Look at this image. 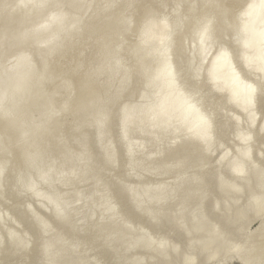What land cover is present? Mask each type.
Here are the masks:
<instances>
[{"label":"rangeland","instance_id":"1","mask_svg":"<svg viewBox=\"0 0 264 264\" xmlns=\"http://www.w3.org/2000/svg\"><path fill=\"white\" fill-rule=\"evenodd\" d=\"M2 1H4V0H2ZM8 1H9V3H6V5L7 4L8 5L7 6L5 5L7 8L5 6L3 8L5 1L3 2V4L0 1L1 2L0 3L1 4L0 5V11L2 9H5V8L8 11V10H10V8L8 9V7H12L11 11H9V12L13 14V18L20 16L19 12L17 13V9H19L17 6L18 1L17 0H16L17 2H14L15 0H8ZM19 1L22 2L24 0H19ZM35 1H37V0H35ZM52 1L56 2V0H52ZM70 1L71 0H67V2H68V4H67L66 0H62V2L60 0V3L57 0L56 3L55 2L51 3V6L53 4V8H51V6L49 5L50 4V2H49V4H47V5L50 8V10L46 6L47 8L44 10V12H43L44 14L40 13L41 15L36 14V15H34V17L31 16L29 18H26V20H27V19H30L33 17L36 21L32 19L33 21L30 20L32 22H30L29 20H28V22H26V20L24 19L26 24H24L25 22L22 21L23 22V23L21 22L22 24L21 23L16 24L17 28H15V24H12V25H14V28L16 30L18 29V27H20V29H21V26L23 27V24H24V27H23L24 30L20 31V29H18L20 31L19 33H18V31H17V33H15L14 31H16V30L13 28L14 31H12V33H15L18 35L11 34V32H10L12 30V27H13L11 25L13 19L10 20L11 19L10 16L12 14H10L8 12V14H10V16H8L9 18L3 17V19L5 21L4 20L0 21V24L2 22L1 25L5 24L4 22H6V21L8 22V20L11 21V22H8V24L10 23V26L7 25V22H6L5 25L7 27H5V28L2 27L3 32L1 31V26H0V31L2 33V34H0V36L2 35L1 36L2 38H0V45L3 44L2 45L3 49L0 48L1 49V52H0L1 58L0 59L2 60V62H0V64H1L0 65V71H1L0 73L3 72L2 73L3 76H4V74H6L5 76H8L9 72L11 74V71L14 68L13 66L16 65L18 58L21 56L20 55L21 53L22 54L28 53L27 55H28V58L30 57L29 59L31 60V64H32V62L35 64V65L32 64L33 65V67H32L33 73H31V74H33V75L38 74L39 75L41 73L40 77H38V78L37 77L35 78V76L32 77V75H31L32 78L29 77V79L35 80V81H33L35 83H33L31 80H30L31 83L26 82L27 83V89L26 90H28V88L30 87V89H29L30 91H27V93L25 91V93L22 96V99L20 100V101H22L20 103H22L23 107H21V104L19 103L20 106H19V108L17 107L18 110H15L16 108L13 110L12 104L14 103V100L12 99L6 106H4L3 108L0 109V121H1L0 124L2 123L0 125L1 126L0 127L1 128L0 129V138L3 140L2 141L0 139L2 141V142L0 141V143H2V145L0 144V146H1L0 147V164H2V167H1V165H0V167L1 168L4 167V169L0 168L2 170V172L0 171V173H1L0 176L3 174L0 177V185L3 186L2 188L0 186V197H1L0 198V264H49L51 262H52L51 264H65V263L66 264H73V263L74 264H128L129 262H130V264H133V263L134 264L135 263L136 264H169V263L170 264H186L187 263L186 261L190 257L191 258L193 257V259L195 260V261L193 260L192 264L194 262H195L194 264H264V254L262 255V253H264V249H263L264 248L263 247L264 246L263 245L264 239L262 238V237H264V234H262L264 232V229H263V232L262 231L260 232L262 224H264L263 223L264 222V214L258 216V214L256 215L254 211H253L254 213L251 211V207H252L251 203H254L257 200V197L259 198V196H260L259 199H264V185H262V184H264L263 183L264 182V177H263L264 176V174H263L264 173V133H263L264 132V96H263L264 95V71L261 68L262 60L264 63V46H263V48L261 47V52L258 49L250 51V48L248 51H246L247 49L244 50L245 48H243V46H242V44L244 45V41L247 39L246 37H248V35H249V33H247L245 30H243L246 28V24H247L246 21L250 22V18H252V16H254L255 14H257L259 12L258 10H260L261 6L264 3V0H83V2H85V3H83L82 0H81V3H79L80 2L79 0H76L77 6H75L76 5V3H74L75 0H72L71 3L73 2L74 7H73V4L70 3ZM147 1H148V3H147ZM30 2H34V0L33 1L31 0ZM120 2H122V4ZM57 3H58V5H57ZM118 3L120 6L118 5ZM239 3H240V5H239ZM115 4H117V5H115ZM13 5H15L16 7ZM61 6H63V7L60 8ZM80 6L82 8H80ZM212 6H214V7L212 8ZM111 7L115 8L114 10H116V12ZM119 7H120V9H119ZM65 8H68L67 9L68 11L66 12L68 15L65 14ZM60 9H62V10H60ZM57 10H59V11H57ZM118 10H119V12H118ZM46 11H48V12H46ZM50 11L52 13H50ZM55 12L56 13L59 12V14H61V15L63 14V20L61 19V17H58L55 19V24L58 25L60 27L59 29H61V30H63L62 26H65L63 28L66 31L68 30L66 28V26H68V24H69L68 28H69V32H71L70 35H69V32L62 31L63 36L61 35L62 37H59L55 41V44L53 46L45 48L41 53L39 52V48H37V47H39L38 46L39 44L44 45V43L47 41L45 39H48L47 36L46 37L45 36L38 37L39 39L37 38L38 40L37 39L36 40L39 41V44L36 41L34 43L35 39L33 40V43L32 42L30 43V44H34V45H36V43H37V45L35 46L38 49L37 51H35L36 48L34 47V45H31L33 47H28L29 50L27 49V47L24 48L23 43L27 42L26 41L27 39L25 37L33 31L32 28L34 29V27H32V26L39 25V23L40 24L45 23L52 16L53 13L55 14ZM73 12H74L75 16H77V17L73 16ZM76 12H78V13H76ZM107 12L109 15L107 14ZM110 12H112V13L110 14ZM2 13H3V11H2ZM5 13L7 14L6 11H5ZM217 13H218V15H217ZM6 14H5V16H7ZM70 14H72V15H70ZM2 15L0 14V17ZM37 15H39V17ZM65 15L67 17L71 16L72 18L66 17L67 19L64 20ZM115 15H116V17H115ZM48 16H49V18H48ZM78 16H79V19H78ZM107 16H108V18H107ZM73 17H75L74 19L76 21L75 20L73 21ZM139 17H141V18H139ZM42 18H43V20H42ZM124 18H125V20H124ZM0 19H2V18H0ZM244 19L245 20L247 19V20L245 21ZM44 20H45V22H44ZM71 20H72V22H71ZM150 20L152 22L156 21V23L157 22L161 23V22L165 21V22H168L167 23L168 25H170L172 34L170 35V41L169 42L171 45L168 44L169 50L165 52V55H163L164 50L162 51V49H160L162 47L156 48L154 45H150V48L148 46L144 47V35H143L144 32L142 33V31L146 30L145 27H146V25H148L150 23ZM79 21H80V23H79ZM34 22L37 24H35ZM41 22H43V23H41ZM70 22L72 24L74 23V26L71 27L72 31L70 29V26H71ZM235 23L237 25H235ZM226 24H227V26H226ZM90 25H91V27H90ZM234 25H235V27H233ZM8 26L10 27V29H9L10 31H9V33H6V32H8V30L6 29V28H8ZM242 26L245 28H243ZM36 27L37 26H35V28ZM199 27H202V28L199 29ZM240 27L242 28L241 33H240V30H241ZM25 28H27V30ZM87 28H88V30H87ZM204 28H205V30H204ZM237 28H239V29H237ZM5 29H6V32H4ZM230 30H232V31H230ZM24 31L26 33L23 34ZM238 31H239V33H238ZM243 31L248 35L246 36ZM63 32H64V34H63ZM65 33H67L66 36H64ZM6 34H10V35L6 36ZM85 34H87V36L79 37V36H82ZM90 34L91 35L94 34L95 36L94 35L91 36ZM13 35H15L16 37H18L20 35L19 38L21 37L22 39L21 40L19 39L20 41L18 39H14L13 41L11 40L12 43H10L9 37L11 39H13ZM217 35H218V37H217ZM235 35H236V37H235ZM15 36H14V38H16ZM96 36H97V38H96ZM224 37H226V38H224ZM251 37L252 36H250L248 38H251ZM210 38H211V40H210ZM7 39H8L9 43L6 42ZM252 39L256 41L257 38L255 37V39H254V37H252L251 39L246 40L245 45L248 44V47H249V44L252 42L251 41ZM3 40H5L4 41L5 43L10 44V45L8 46L7 44H4ZM16 40L19 41L18 42L19 44L17 43L18 45L14 44L17 42ZM197 41L199 43H197ZM242 41H243V43H242ZM249 41H251V42H249ZM81 42H82V44H81ZM73 43H74V45H72ZM200 43L201 44L203 43L204 46L202 47V45H200ZM11 44H13V45H11ZM26 44L24 43V45H26ZM253 44L254 43L252 42L250 44V46ZM20 45L23 47V49H22V47L20 49ZM75 45H76V47H75ZM168 45L166 46L167 48H168ZM7 46L11 47V49H13L12 52H11V49L8 48ZM12 46H13V48H12ZM42 46H40V47H42ZM58 46L60 48H58ZM78 46H80V47H78ZM146 47H148V48H146ZM33 48H35V49H33ZM143 48H145V49H143ZM164 48H165V46H164ZM202 48L203 49L207 48L204 50L205 53H203L204 51ZM251 48H252V46H251ZM4 49H6L5 50V52H7L6 54L4 52ZM67 49H68V51H67ZM200 50H201V53H200ZM9 51L11 52V54ZM14 51H16V53ZM21 51H23V52H21ZM61 51H62V53H61ZM150 51L152 52V54ZM3 52L6 56L2 55ZM102 52H104V53H102ZM153 52H154V56H153ZM220 53H223L226 56L225 62H229L231 64L230 67L224 66V67L218 68L217 69L218 71L217 70L214 71L212 69V71L210 72V70H211L210 67H213L212 64H214L215 59L219 56ZM7 54L8 55L10 54V55L8 56ZM1 55L3 56V59H2ZM216 55H218V56H216ZM170 56H171V58H170ZM203 56H206V57L203 58ZM99 57H100V59H99ZM108 57L111 59H109ZM74 58H76V59H74ZM202 59H204L203 62H200V60L202 61ZM58 60H59V62H57ZM72 60H74V61H72ZM113 60H114V62H113ZM9 61H11V64ZM109 61L110 62L112 61V62L110 63ZM246 61H249L250 65L248 64V66H246L247 65ZM41 62H42V64H41ZM166 62L168 64L169 68L171 67L170 68L171 71H173L174 74H176L175 75V77H176L175 83L177 85L176 86H175V84L173 85L175 88H173L172 86L167 88L169 91H167V89L163 90V87L158 86V85H160L159 82H161V86L163 84V82L159 81V80L162 78V80L164 81L165 76L163 75L164 77L163 76L161 77L159 73L163 72L162 69H164L165 67L164 68H162V67L165 66ZM44 63H46V64H44ZM169 63L171 65H169ZM191 63H194V64L192 65ZM2 64L6 68H4ZM92 64L95 66H93ZM43 65H44V67H43ZM172 65H173V67H172ZM103 66H105V67H103ZM146 66H148V67H146ZM86 67H88V68H86ZM225 67H227L228 69L226 68L227 69L226 70ZM44 68L46 69V71ZM104 68H105V70H104ZM221 68H223L224 70ZM3 69H4V71H3ZM111 69H112V71H111ZM127 69H128V71H127ZM143 69H145V70H143ZM147 69H148V71H147ZM194 69H196L195 70L196 73H194ZM138 70L140 73H138ZM49 71H51V72H49ZM58 71H59V73H58ZM216 71H217V74H216V76H214L215 74H213V73H215ZM113 72H115V73H113ZM124 72H126V73H124ZM164 72H165V70H164ZM164 72H163V74H165ZM226 72L229 75L230 74L232 75L233 79L235 80L234 84H243L244 83L245 85L248 84L249 87H253L252 88L253 91H250V92L255 94L254 95L255 100H253L254 102L252 105H250L249 108H246L247 106H249V105L246 106V104L244 105L245 109L242 108L243 107L242 104L246 103V102H243L242 100H245V99H239L238 103H236L237 101L233 102V100H234L232 98L233 96L230 95L229 93H227L229 91L228 89H230V88H228V89L226 87L223 88L219 84V86H221V88H223V90L220 89L221 91H218L220 87L219 86L216 87V86H217L219 81H220V83L222 82L221 84L223 85V83H224L223 81L225 80L223 77H225V75H227ZM108 73H109V75H108ZM218 73L221 75H219ZM125 74H128V75H125ZM193 74H195V75H193ZM209 74L211 75V77L213 74V76L216 77V79H219L220 77H222L223 81L213 80L214 78L211 80ZM223 74H224V76H222ZM43 75H44V78H43ZM124 75L127 78H125ZM161 75H162V73H161ZM145 76L147 77V79ZM159 76H160V78H159ZM217 77H219V78H217ZM148 78H150V79H148ZM157 78H159V79H157ZM144 79H145V82H144ZM199 79H201V80H199ZM210 80L213 82L211 83ZM27 81H29L28 77H27ZM140 82L141 83L144 82V83L141 84ZM36 83H38V84H36ZM43 83H45V84H43ZM157 83H159V84H157ZM33 84L34 85L36 84V85L34 86ZM154 84L157 85L158 87H160V93L161 94L158 93V91H157L159 88L155 89ZM199 84H201V85H199ZM147 86H149V88ZM11 87L12 86H10V88ZM102 87H104V88L102 89ZM145 87H147V89ZM99 88L101 89V91ZM109 88L112 90H110ZM7 89H9V87ZM11 89H10V91L8 90V93H10V94H11ZM34 89H35V91H34ZM37 89H38V91H37ZM152 89H154L156 91H154ZM173 89L175 90V92ZM216 89H218V90H216ZM92 90L93 91L95 90V92H93ZM97 90H98V92H97ZM170 90H173L172 91L173 95H172ZM165 91H167L168 93ZM176 91L177 92L179 91V93H181L182 98L184 97V99H187L188 101L192 100L193 103H195L196 108L198 109V112H200L198 114H200L201 116H203V114H205V116H203V117H205L204 119H206L205 122L206 123L208 122L209 127H210L209 128L210 131L209 130L208 131L211 133L210 134L207 132L208 133L207 135H208V137L212 138V143H210V145L208 144L210 147L207 145L209 147L208 150H201V149H205V147H207V146L201 145V142H200V145H197L195 142L191 143V141L194 140V138L192 139L190 136L187 135V133L190 131L189 127H187L188 129L185 127L188 132L185 130L186 134L185 133H183V134L186 136H182V132H184V128H183V131H181V133L178 132L177 126L180 125L182 118H180L181 120L179 119L180 121L177 122L178 119L174 121L175 118L172 115L171 117H173V119H170L172 122L170 120H168L167 122L164 121L161 123L164 126L166 124V126H165L166 128L170 127V126L172 128H175V130L174 129L171 130V127H170V129L169 128L164 129V131L168 130L169 133L167 134V131L166 132L160 131V130H163V129H161V127L165 128L164 126H161V124L157 125V128H156V125H154V123H155L154 117L149 114L151 112H148V111H147L148 113L146 112V110H148V108H151V109H149V111H150V110H152L153 106H157L159 104V103L155 104V102L156 101L158 102V99H161L160 98L161 96H162V98L163 97L164 98L161 101L159 100L160 104H162L164 101L166 102L167 101L166 98H170V96L167 97V95H165V93L166 94L171 93L170 95L174 96V93L177 94ZM100 92H102V93H100ZM108 92H110V93H108ZM229 92L231 93V90ZM88 93L90 96L88 95ZM151 93H152V95H150ZM153 93H155L159 97H157L155 95V97H157V98H155ZM26 94L28 97L25 96ZM111 94H113V95H111ZM94 96H96V98ZM219 96H221V97H219ZM98 98H100V99H98ZM230 98H232V101H230ZM49 99H50V101H49ZM112 99L115 101H113ZM139 99H140V101H139ZM217 100H218V102H217ZM112 101H113V103H112ZM110 102L112 103V105ZM135 103H136V105H135ZM240 103H242L241 104L242 107H240ZM38 104L40 106H38ZM86 104H89V105L85 106ZM125 104L127 107L125 106ZM41 106L43 108L45 107L46 109L44 108V110H43V108ZM51 106H52V108H51ZM88 107H90V108H88ZM99 107H101V109ZM53 108H54V110H53ZM91 108H93V111H95V112H93ZM142 108H146V109H144L145 113L142 110ZM110 109H111L112 113L110 112ZM37 110H38V112H37ZM98 110H99V112H98ZM129 111H131V112H129ZM134 111L137 115L135 113H133ZM137 111H139V112L137 113ZM140 111L142 113V116L139 115V114H141ZM51 112H53V113L55 112L54 115H53V113L51 114ZM128 112L131 114L133 113L134 115L133 114L132 115L134 118H130ZM143 113H144V115H143ZM55 114H57L59 116H56ZM126 114L128 117L126 116ZM145 114H148V117L151 116L152 118L151 117H150V119L146 118L147 115L145 116ZM6 115L8 116L9 119H7V117H5ZM43 115H45V116H43ZM46 115H47V117H46ZM89 115L91 117H89ZM107 116H108V118H107ZM135 116L138 118H136ZM175 116L180 117V115L178 113H176ZM126 117L130 118L131 122L135 121L136 123L137 122L138 123L136 124L134 122V124H132V126L130 125L131 124L130 123L129 124L130 126H128L127 125L128 122L125 121L127 119ZM139 117L142 119L141 122L139 120H137V119H139ZM143 117L145 118V120H143ZM3 118H6V119H3ZM42 118H44V119L42 120ZM45 118H47V119H45ZM31 119H32V121H29ZM104 119L107 122L104 121ZM147 119L149 121L153 120V122L151 121L152 123L150 125L152 127L151 130H150V128L146 127L147 125L145 126V124L148 123ZM6 120H7V122H5ZM23 120H24V123H26V121H27V123L25 124V126L27 125L26 127L25 126L23 127V125H24L22 122ZM40 120L42 121V123ZM89 120H90V122H88ZM209 120H210V122H209ZM234 120H235V124H234ZM2 121L5 123V125ZM48 121H50V122H48ZM121 121H124V122H121ZM144 121H146V122H144ZM169 121H170V124H169ZM28 122H32L33 125H32V123H29L30 124V126H29ZM37 122L39 123V125L41 124L40 126L42 128H40L39 126L38 127L36 126L38 124ZM105 122L107 123V126H106ZM176 122L177 123L180 122L179 125L178 124L176 125ZM50 123L51 124L53 123L52 125H50L51 128L49 127ZM59 123H60V125H59ZM42 124H43V126H42ZM70 124H72V125H70ZM88 124H90V125H88ZM99 124H101V125H99ZM135 124L138 126L133 127V126H135ZM139 124H140V127H139ZM227 124H229V125H227ZM61 125H62V127H61ZM104 125L107 128L105 130H104V128H105ZM125 125H127V128H125L126 131L124 129ZM167 125H169V126H167ZM21 126H22V131H19V130H21L20 129ZM93 126H95V127L93 128ZM150 126H148V127H150ZM158 126H161V127H158ZM5 127H6V129H5ZM29 127H31V128H29ZM34 127L39 128V129H34ZM24 128H25V130H24ZM26 128H28V129H26ZM47 128H49V129H47ZM55 128L57 129V131ZM99 128H100V131H99ZM158 128H160V130ZM53 129H55V130H53ZM58 129L60 131H58ZM132 129H133V131H132ZM146 129H148L149 131ZM236 129H237V132H236ZM23 130L26 133L29 130H31V131H29L30 132L29 134L28 133L26 134ZM34 130H35V132H34ZM42 130L45 132L48 130L49 132L47 131L46 133L45 132L42 133L43 132ZM108 130L110 132H108ZM176 130H177V133L180 135H178L177 133H173V131L175 132ZM198 130H199V133L200 132L203 133L204 132L203 125H201ZM53 131H56V133H52ZM101 131H103V132L101 133ZM157 131H159V132H157ZM171 131H172V133H171ZM6 132H7V134H6ZM98 132H100L102 135ZM104 132H106V136L108 137V139L105 136ZM124 132H127L126 133L127 136ZM41 133H42V135H41ZM148 133L150 135H148ZM159 133L163 136H161ZM164 133H165V135H164ZM55 134L57 135L56 139H55ZM124 134H125V136H124ZM3 135H4V137H3ZM25 135L28 137H25ZM147 135H148V137H147ZM177 135H178V137H177ZM199 135L197 136V138L199 137ZM8 136H10V137H8ZM50 136H52V138ZM98 136H99V138H98ZM109 136H111L112 138H110ZM175 136L177 139H175ZM17 137H21V138H17ZM131 137H132V140H131ZM188 137H190V139H188ZM16 138H17V141H16ZM40 138H41V140H40ZM47 138H49V140L51 138L52 140H50V141H53V142L48 141ZM18 139H19V141H18ZM150 139H152V140H150ZM186 139H188V141ZM255 139H257V140H255ZM126 140H128V141H126ZM8 141H9V143H8ZM97 141L98 142L100 141L99 143L102 144V147H101V145H98L99 143ZM146 141H148V142L150 141L151 143L149 142L150 143L149 144ZM198 141H199V139H198ZM34 142L38 143V145H36V143H34ZM44 142H46L45 143L46 145L44 144ZM110 142L112 144H110ZM196 142H197V139H196ZM183 143L185 144V146ZM194 143L196 145H194ZM197 143H199V142H197ZM30 144H32V145L30 146ZM43 144L47 148L49 147V149H47ZM109 144L112 146H110ZM113 144H115V145H113ZM170 144H172L171 147H170ZM187 144H188V146H187ZM214 144H215V146H214ZM166 145H168V146L166 147ZM41 146H42V148L40 149ZM161 146H163V147H161ZM202 146H204V148H202ZM29 147H31V148H29ZM104 147H105V150H106V147L108 149L105 151V150H103ZM111 148H112V150H111ZM69 150H71V151H69ZM200 150H201V152H200ZM1 151L2 152L6 151V154L8 156L4 152L2 153ZM45 151L47 154L45 153ZM109 151L111 152V154ZM126 151H127V153H126ZM167 151H169V152H167ZM27 152H28V154H30V157H33V158H30L29 155H27ZM84 152L86 153V155ZM160 152H161V154H159ZM11 153H12V155H11ZM105 153H109V154H105ZM245 153L250 154L249 158L245 159V157L248 156ZM18 154L22 157H20ZM44 154L46 156H44ZM146 154H148V155L146 156ZM207 154H209V155H207ZM115 155H116V158L113 157ZM191 155H193V156H191ZM236 155L238 158L236 157ZM77 156L79 157V159ZM144 156L146 158H144ZM231 156H232V158H231ZM148 157L149 158L152 157V158L149 159ZM188 157H189V159H188ZM190 157H191L192 161L190 160ZM53 158H55L56 160ZM82 158H83V160H82ZM139 158H140V160H139ZM30 159H31V161L33 159L34 160L31 162ZM68 159H70V160H68ZM86 159H87V161H86ZM110 159H112V160H110ZM178 159H180V160H178ZM186 159H188V160H186ZM248 159H249V163H248ZM113 160H115V161H113ZM116 160H117V162H116ZM185 160L188 163H186ZM246 160H247V163H246L247 165L246 164L245 165L247 167L245 169V176H249V177L245 178V176H243V178H240V179L236 178L235 179L234 170L237 168V165H242V162L244 163V161L246 162ZM27 161H29V162H27ZM63 161L65 164H63ZM112 161L115 163H113ZM126 161L128 162V165H127ZM177 161H178V163H176ZM30 162L32 163V165ZM34 162H36V163H34ZM74 162H75V165H74ZM106 162H108V163H106ZM152 162L154 164H152ZM38 163L40 165H38ZM110 163H112L113 165ZM135 163H136V166H135ZM201 163H202V165H201ZM198 164L201 167H199ZM207 164H209V165L207 166ZM68 165H69V167H68ZM79 166L80 167L82 166L81 169ZM89 166H90V169H89ZM92 166H93V168H92ZM148 166L151 169L150 168L148 169ZM211 166L214 168H212ZM48 167H50L52 170L49 169ZM168 167H170L171 169L170 168L168 169ZM229 167H232L233 170L229 169ZM233 167L234 168L236 167V168L234 169ZM163 168H165V169H163ZM34 169H35V171H34ZM73 169H75V170H73ZM140 169H143V170H140ZM166 169H167L168 173H167ZM46 170H47V172H46ZM90 170H91V172H90ZM157 170H159V171L157 172ZM198 170H200V171H198ZM218 170H219V172H218ZM31 171H32V173H31ZM61 171H63V172H61ZM139 171H140V173H139ZM175 171H177V172H175ZM160 172H162V173L160 174ZM67 173H68V175H67ZM157 173L160 175H158ZM164 173L166 174V176ZM138 174H140V175L138 176ZM161 175L163 178L161 177ZM33 176H35V177H33ZM96 176H97V178H96ZM192 176L193 177L195 176L194 179ZM46 177H47V180L45 181ZM78 177H79V179H78ZM160 177L162 180L160 179ZM142 178H144V179H142ZM182 178H184V179H182ZM178 179L184 180L185 182L184 181L177 182V181H179ZM241 179H243V180L241 181ZM246 179H248V181ZM259 179H262V180H259ZM62 180L64 183H61ZM66 180H68V182H66ZM234 180H235V182H234ZM72 181H74L73 184H72ZM116 181H118V182H116ZM121 181H123V182L121 183ZM189 181L190 182L193 181V182L190 184ZM224 181L225 182L228 181L227 182L228 184L225 183ZM239 181H241L242 184ZM260 181L262 182V184ZM29 182H30L31 186H30ZM58 182H59V184H58ZM70 182L72 185L70 184ZM194 182H195V184H193ZM221 182L222 183L224 182V184H222ZM17 183L19 184V187H18ZM95 183H96V185H95ZM186 183L187 184L189 183V184L186 185ZM218 183L219 184L221 183L223 185V187L227 185L228 188L231 187L232 185H234V186L237 185L238 187L241 188L242 191L239 194H237V196H235V198H234V195H231V194L229 195L226 192H224L223 191L224 188L221 192V190L219 188L222 189V186H221V184L219 186ZM128 184H129V186H128ZM248 184H250V186ZM256 184H258L257 187H256ZM121 185H122V187H121ZM162 186L165 187V189ZM183 186H185V187H183ZM20 187H22V188L24 187V188L20 189ZM99 187H101V188H99ZM150 187L152 189L155 188L157 191H158L157 187H161L162 190L164 189V192L161 190V188L158 191V193L163 192V194H164V195L162 194L163 199H160L162 197V195L158 194L155 189L154 190L157 193V195H156V193L153 194L152 193L153 191H150V192L153 196L155 195V198H157V200H155V198L153 199L152 195L149 196V197H152V199L151 198L148 199L149 197H147V196L150 194V192H148L149 194H147V196H146L147 192L145 190L149 189ZM112 188H114V189H112ZM130 189H132V190H130ZM174 189H176L177 191ZM20 190H21V192H20ZM34 190H36V191H34ZM87 190H89V191H87ZM126 190L128 191V193ZM186 190L187 191L189 190V191L187 192ZM201 190L202 191L204 190L205 192L203 191L202 193H200ZM58 191L60 192V194ZM133 191H135V192H133ZM147 191H149V190H147ZM44 192H46V193H44ZM183 192H185V193H183ZM143 193H145V194H144V199H142L143 200L142 201L140 198L143 197V195L141 196V194H143ZM188 193L191 195H189ZM192 193H194V194H192ZM19 194L22 196H20ZM70 194H71V196H70ZM185 194H187V195L185 196ZM226 194L228 196H226ZM23 195H26V196H23ZM59 195H61V196H59ZM72 195H73V197H72ZM80 195H82V196H80ZM139 195H140V198H139ZM192 195L193 196L196 195V196L193 197ZM200 195H203L205 197L204 201L202 199V196H200ZM51 196H52V198H51ZM96 196L98 198H96ZM199 196H200V198H199ZM261 196H262V198H261ZM39 197H41V198H39ZM135 197H137V198H135ZM225 197H227V198H225ZM229 197H231V198H229ZM191 198L194 200H192ZM201 199H202V203L199 202V201H201ZM51 200H53V202H50ZM145 200L146 201L151 200L154 202L155 201L156 202L157 201H159V202L163 201L164 203L158 202L156 205H155V203L153 205L152 204L150 205V203L148 201L146 202ZM183 200H185V201L187 200L186 204H185V201H183ZM216 200H218V201H216ZM232 200H233V202L234 201L237 202L236 205H232ZM83 201H84V203H83ZM139 201H141V203ZM44 202L45 203L47 202V203L45 204ZM135 202H137V203H135ZM48 203H49V205H48ZM52 203L54 206L50 205ZM133 203H134V207L132 205ZM173 203H175L176 205ZM82 204H84V205H82ZM161 204L163 206H161ZM184 204H185V206H184ZM138 205H140V206H138ZM44 206H46V207H44ZM99 206H101V208H99ZM104 206H105V208H104ZM114 206H116V207H114ZM136 206L139 208H136ZM94 207H96V209ZM106 207L109 210L106 211ZM113 207L116 209V213H114L115 209ZM148 207H151V208H148ZM152 207L154 209L156 208L155 209L156 211L154 209H152ZM167 207L169 210L167 209ZM43 208H45V209H43ZM196 208H198V209H196ZM53 209L55 211H57V209L64 211V209H65L66 211L69 212V213L68 212L66 213V214H69V216L68 217L66 216L67 218H65V221L64 222L61 221L63 223L62 227L60 224L61 222H60V220H58L56 218L55 211ZM92 209H93V211H92ZM193 209H195L196 211ZM26 210H28V211H26ZM137 210L139 213L137 212ZM78 211H80L81 214H79L80 212H78ZM100 211H102V212H100ZM227 211H228V213H227ZM147 212L148 213L150 212V213L148 214ZM159 212H160V215H158ZM184 212H186V213H184ZM189 213H190L191 219L189 220L190 222H187V220L189 218ZM91 215L92 216L94 215V216L92 217ZM197 215L198 216L200 215V216L198 217ZM202 215L205 217H203ZM106 216H108V218H110V219L108 220V218ZM192 216L193 217L196 216V217L192 218ZM225 216H227V217H225ZM233 216H234L236 221H234ZM104 217H106V218H104ZM167 217H168V219H167ZM169 217H170V219H169ZM175 217H176V219H175ZM186 217H188V218L186 219ZM236 217L237 218L241 217L239 219L240 220L239 223H238V220ZM68 218H70L71 220ZM156 218H157V220H156ZM195 218H197V219H195ZM201 218H202V221L204 219L207 222V225L209 224L210 226H213L216 228V229H213L214 232H216V234L222 236L221 240L225 241V244H226L225 247L227 248L226 251L223 249L216 251V250H214V249H216V248H214L215 246H213L211 248V249H213L211 252L212 253L216 252L218 256L216 257V255H215V258L209 259V260L201 252L202 249L199 247L200 245L197 244L198 242H201L200 240H202L203 235L198 234L199 237H197L196 233H194L195 232L194 229L197 228L196 225H199V222H198V224H196L195 222H197L199 219L201 220ZM232 218H233V221L235 223L232 221ZM38 219L40 221H38ZM159 219H160V221H159ZM171 219H173V220H171ZM119 220H120V222H119ZM125 220H126V222H124ZM129 220H132V221L129 222ZM70 221L71 222L75 221V223L72 224V223H70ZM106 221L108 223H106ZM173 221L175 222V224L173 223ZM191 221H192V225H191ZM45 222H46V224H45ZM115 222H116V224L118 222L120 225L119 224L116 225ZM157 222H158V224H157ZM38 223H39V225H38ZM67 223L69 226L68 225L65 226V224H67ZM59 224H60V226H59ZM75 224H77V225H75ZM82 224L85 225V227ZM100 225H101V227H100ZM108 225H110V226H108ZM131 225L133 226V228ZM190 225L192 227L195 226V228H190L191 227ZM77 227H79L80 229L78 230ZM263 227H264V225H263ZM100 228H102V229H100ZM113 228H114V230H113ZM74 229H75V231H74ZM115 229H117V230L115 231ZM130 229H131V231H130ZM189 229H190V231L193 230L194 232L192 231L191 233H189L190 232V231H188ZM97 230H98V232H97ZM49 231H51L50 232L51 234H49ZM11 233H13V234H11ZM136 233H137V235H136ZM115 234H116V237L114 236ZM186 234L188 236H186ZM193 234H195V235H193ZM12 235H13V237H12ZM47 235H48L49 239H48ZM94 236H96L97 238ZM113 236H114V238H113ZM125 236L126 237L128 236V238H126ZM160 236H163V237H160ZM14 237H16V238H14ZM55 237H56V240L54 241ZM57 237H58V239L62 238L61 239L62 241L59 239L58 240L59 243H58ZM131 237H133V238H131ZM105 238L107 239L108 243L105 242L106 241ZM161 238H163V239H161ZM199 238H200V240H198ZM116 239H120V240H116ZM257 239H260V240L257 241ZM18 240L20 243L18 242ZM26 240H27V242H26ZM63 240H65V241H63ZM109 240H111L110 241L111 243L109 242ZM150 240H153V241L156 240L155 243H157V245H159L158 243H161V244L163 243L164 245L168 246V254L167 253H166L167 255L165 254L167 256L166 257L167 259L164 256L158 257L160 255L159 254L160 252L157 250L156 245H154V247L152 248L153 250H149L147 248L146 244ZM196 240H197V242H195ZM44 241H45V243H44ZM52 241H54L53 243L56 242L57 245L54 246L55 244H53ZM112 241H113V244H112ZM122 241H124V242H122ZM48 242L52 243V247H50L51 245H49ZM62 242H63L65 248H64V246H62L63 245ZM79 242H80V245H79ZM103 242H105V243H103ZM252 243H254L253 244L254 246L252 245ZM46 244L49 245L48 247L50 248V251L52 252V253L51 252L50 253L53 256H56L58 259L56 257L53 259V256H48L44 252V250L47 248V246H45ZM59 244H61V245L59 246ZM72 245H74V246H72ZM189 245H190V247H189ZM248 245H250V248L252 249V251L249 249V253L247 251ZM16 246H18V247H16ZM57 246L63 248L64 250H62L60 248L58 249ZM68 246H70V247H68ZM255 246H257V247H255ZM258 246H259V249H258ZM43 248H45V249H43ZM126 248H128V249H126ZM74 249H76V250H74ZM77 249H78V251H77ZM217 249H218V247H217ZM244 249H246L247 254H250V255H248V256L241 255V252H243ZM253 249H255V250H253ZM67 250H69L70 252H68ZM72 250H74L75 252L73 253ZM257 250L260 252H258ZM261 250H263V252ZM55 251H56V254H55ZM64 251H67V254ZM157 251H158V253L155 254L154 252H157ZM221 252H223V253H221ZM60 253H62V254L60 255ZM82 253H83V255H82ZM65 254L66 255L69 254L68 255L69 258L66 257ZM258 254H260L262 257ZM70 255H71V257L72 256L74 257V259H75L74 261H76L77 263L73 261V258L70 259ZM194 255H195V257H194ZM85 256H87V257H85ZM258 256H259V258H258ZM163 257L165 259H163ZM79 258L81 261H83V259H84V261L86 262V260H87V263H85L84 261L80 262V260H79L80 263H78L77 260ZM256 258H258V259H256ZM64 259H65V261H63ZM161 259H163V260H161ZM51 260H53V261H51ZM57 260H61V261H57ZM91 260H93V263ZM126 260H127V262H126ZM188 261H190V259ZM176 262H178V263H176Z\"/></svg>","mask_w":264,"mask_h":264},{"label":"bare ground","instance_id":"2","mask_svg":"<svg viewBox=\"0 0 264 264\" xmlns=\"http://www.w3.org/2000/svg\"><path fill=\"white\" fill-rule=\"evenodd\" d=\"M1 2H2V4H3V2H4V5H3V8H4V6L6 5V3H9V1L8 0H4V1H2V0H0ZM8 1V2H7ZM18 1V8L19 9H17V13L19 12V15L20 16H17V17H15V18H13V14L12 13H10L9 11H11V8L12 7H8V9L10 8V10H8L7 11V5L5 6L6 8L5 9H2L1 11H0V14L2 15L3 13V15L0 17V18H2V19H0V21L2 20H4L3 19V17H6V18H9L8 16H10V14H12L11 16H10V20H12L13 19V21H12V23H11V25L12 24H15V28H17V25L16 24H20L22 21H24L25 22V20H26V18H29V17H31V16H33L34 17V15H36V14H40V13H43L44 12V10L48 7V5L47 4H49V2H50V6H51V3H54L52 0H37V1H35L34 0V2H30L29 0H24V1H19V0H17ZM16 0L14 1V2H17ZM29 1V2H28ZM33 1V0H32ZM59 1V3H60V0H58ZM72 1V0H71ZM71 1H70V3H71ZM80 2L79 3H81V0H79ZM0 2V3H1ZM13 2V3H14ZM56 2H57V0H56ZM55 2V3H56ZM61 2H62V0H61ZM69 2V1H68ZM68 2H67V0H66V3L68 4ZM82 2H83V0H82ZM87 2V1H86ZM96 2V1H95ZM101 2V1H100ZM99 2V3H100ZM157 2V1H156ZM213 2V1H212ZM238 2V1H237ZM74 3H76V0L74 1ZM78 3V4H79ZM83 3H85V2H83ZM98 3V4H99ZM121 4H122V2H120ZM147 3H148V1H147ZM234 3V2H233ZM15 4V3H14ZM65 4V3H64ZM71 4H73V2L71 3ZM70 4V5H71ZM90 4V3H89ZM96 4V3H95ZM151 4V3H150ZM223 4V3H222ZM247 4V3H246ZM245 4V5H246ZM1 5V4H0ZM56 5V4H55ZM57 5H58V3H57ZM56 5V6H57ZM63 5V4H62ZM115 5H117V4H115ZM118 5H119V3H118ZM153 5V4H152ZM210 5V4H209ZM239 5H240V3H239ZM244 5V4H243ZM251 5V4H250ZM10 6V5H9ZM12 6V5H11ZM13 6H15V5H13ZM47 6V7H46ZM67 6V5H66ZM75 6H77V3H76V5ZM83 6V5H82ZM120 6V5H119ZM216 6V5H215ZM220 6V5H219ZM16 7V6H15ZM63 6H61L60 8H62ZM71 7V6H70ZM69 7V8H70ZM73 7H74V4H73ZM214 6H212V8H213ZM227 7V6H226ZM229 7V6H228ZM231 7V6H230ZM235 7V6H234ZM250 7V6H249ZM248 7V8H249ZM2 8V7H1ZM49 8V7H48ZM51 8H53V4H52V6H51ZM77 8V7H76ZM80 8H82L81 6H80ZM79 8V9H80ZM112 8V7H111ZM219 8V7H218ZM222 8V7H221ZM68 8H65V14L66 15H68L66 12L68 11L67 10ZM72 9V8H71ZM74 9V8H73ZM113 10L115 9V8H112ZM119 9H120V7H119ZM230 9V8H229ZM239 9V8H238ZM49 10H50V8H49ZM60 10H62V9H60ZM210 10V9H209ZM225 10V9H224ZM234 10V9H233ZM249 10V9H248ZM2 11H3V13H2ZM5 11L7 12V14L5 13ZM53 11V10H52ZM55 11V10H54ZM57 11H59V10H57ZM76 11V10H75ZM115 12H116V10H114ZM230 11V10H229ZM241 11V10H240ZM259 12L257 13V14H255L254 16H252V18H250V22L249 21H246L245 19V21L247 22V24H246V28L245 27H243V28H245V29H243V30H245L247 33H249V35L248 34H246L244 31V34L247 36L248 35V37H250V36H252V37H254V39H255V37L257 38L256 39V41L255 40H251L254 44L253 45H251L252 46V48H251V46H250V44L252 43L251 41H249V42H251L250 44H249V47H248V44L247 45H245V42H246V40H248V39H251V38H248V37H246L244 40V45L242 44L243 43V41H242V46H243V48H245L244 50H246V51H248L249 50V48H250V51L251 50H255V49H258L260 52H261V47L263 48V46H264V3H263V5L261 6V8H260V10H258ZM8 12L10 13V14H8ZM46 12H48V11H46ZM62 12V11H61ZM72 12V11H71ZM89 12V11H88ZM118 12H119V10H118ZM211 12V11H210ZM228 12V11H227ZM50 13H52L51 11H50ZM76 13H78V12H76ZM112 12H110V14H111ZM215 13V12H214ZM256 13V12H255ZM5 14L7 15V16H5ZM44 14V13H43ZM54 14V13H53ZM52 14V16L49 18V16H48V20L45 22V20H44V22L45 23H43V22H41V23H43V24H40L39 23V25H35V26H37L36 28H35V26H32V27H34V29L32 28V32L29 34V35H27L25 38L27 39H25L27 42H24L26 45H24V43H23V47L24 48H26L27 47V49H28V47H33V46H31V45H34V44H30L31 42L33 43V40H34V43H35V41L36 42H38V44H39V41H37L39 38L38 37H42V36H47L48 37V39H45L44 37V39L45 40H47L45 43H44V45L42 46V45H38L39 47H37V48H39V52L41 53L45 48H48V47H50V46H53L54 44H55V41L59 38V37H62L63 35H62V31H66V30H64V28L63 27H65V26H62V29L63 30H61V29H59L60 27L58 26V25H56L55 24V19L56 18H58V17H61V19L63 20V14L61 15V14H59V12H55V14L53 15ZM107 14H108V12H107ZM117 14V13H116ZM207 14V13H206ZM209 14V13H208ZM236 14V13H235ZM41 15V14H40ZM48 15V14H47ZM65 15V18H64V20L65 19H67V18H69V17H71V16H69V17H67ZM70 15H72V14H70ZM109 15V14H108ZM217 15H218V13H217ZM232 15V14H231ZM38 17H39V15H37ZM73 16H75V14H74V12H73ZM80 16V15H79ZM79 16H78V19H79ZM86 16V15H85ZM111 16V15H110ZM227 16V15H226ZM30 18V19H27L26 20V22H28V20L30 21V20H35L34 18ZM67 17V18H66ZM75 17H77V16H75ZM75 17H73V21L75 20L74 18ZM90 17V16H89ZM115 17H116V15H115ZM203 17V16H202ZM72 18V17H71ZM91 18V17H90ZM107 18H108V16H107ZM139 18H141V17H139ZM144 18V17H143ZM150 18V17H149ZM204 18V17H203ZM236 18V17H235ZM234 18V19H235ZM25 19V20H24ZM85 19V18H84ZM119 19V18H118ZM127 19V18H126ZM153 19V18H152ZM227 19V18H226ZM233 19V20H234ZM32 20V21H33ZM42 20H43V18H42ZM70 20V19H69ZM92 20V19H91ZM124 20H125V18H124ZM155 20V19H154ZM163 20V19H162ZM165 20V19H164ZM167 20V19H166ZM208 20V19H207ZM206 20V21H207ZM237 20V19H236ZM249 20V19H248ZM5 21V20H4ZM32 21H30V22H32ZM36 21V20H35ZM76 21V20H75ZM89 21V20H88ZM101 21V20H100ZM103 21V20H102ZM109 21V20H108ZM114 21V20H113ZM127 21V20H126ZM159 21V20H158ZM210 21V20H209ZM215 21V20H214ZM241 21V20H240ZM7 22V21H6ZM6 22H4L5 24H6ZM8 22H11V21H9L8 20ZM8 22H7V25H9L10 26V23L8 24ZM26 22L24 23V24H26ZM39 22V21H38ZM71 22H72V20H71ZM70 22V29H71V31H72V26H74V23L72 24ZM92 22V21H91ZM221 22V21H220ZM225 22V21H224ZM23 23V22H22ZM21 23V24H22ZM35 23V22H34ZM78 23V22H77ZM79 23H80V21H79ZM85 23V22H84ZM89 23V22H88ZM102 23V22H101ZM110 23V22H109ZM149 23V22H148ZM168 22H157L156 23V21L155 22H152L151 20H150V23L148 24V25H146V30H144V31H142V33H143V35H144V47L145 46H148L149 48H150V45H154L156 48H159V47H162V48H160V49H162V51L164 52V54L163 55H165V52L166 51H168L169 50V45L168 44H170V35L172 34L171 33V28H170V25H168L167 24ZM234 23V22H233ZM1 24H2V22H1ZM0 24V26H1V31L3 32V30H2V27L3 28H5V27H7L5 24H3V25H1ZM24 24H23V27H24ZM30 24V23H29ZM35 24H37V23H35ZM76 24V23H75ZM86 24V23H85ZM104 24V23H103ZM145 24V23H144ZM147 24V23H146ZM225 24V23H224ZM32 25V24H31ZM88 25V24H87ZM100 25V24H99ZM114 25V24H113ZM217 25V24H216ZM221 25V24H220ZM230 25V24H229ZM235 25H237L236 23H235ZM235 25L233 26V27H235ZM241 25V24H240ZM8 26V28H6L7 30H8V32H6V29H5V31L4 32H6V33H9V29H10V27ZM13 26V27H12ZM11 27H12V30L10 31L11 32V34H15V33H17V31H18V33L20 32V31H22V30H24V28L21 26V29H20V27H18V29H20V31L17 29H15L14 28V25H12ZM19 26V25H18ZM26 26V25H25ZM28 26V25H27ZM30 26V25H29ZM101 26V25H100ZM199 26V25H198ZM223 26V25H222ZM226 26H227V24H226ZM231 26V25H230ZM31 27V26H30ZM69 24H68V26H66V28L68 29L66 32H69ZM90 27H91V25H90ZM126 27V26H125ZM143 27V26H142ZM13 28L16 30V31H14L13 30ZM23 28V29H22ZM28 28V27H27ZM27 28H25L26 30H27ZM74 28V27H73ZM200 28H202V27H199V29ZM206 28V27H205ZM205 28H204V30H205ZM218 28V27H217ZM231 28V27H230ZM241 28V27H240ZM103 29V28H102ZM106 29V28H105ZM110 29V28H109ZM143 29V28H142ZM229 29V28H228ZM237 29H239V28H237ZM87 30H88V28H87ZM203 30V29H202ZM224 30V29H223ZM1 31H0V34H2L1 33ZM12 31H14L15 33H12ZM94 31V30H93ZM131 31V30H130ZM212 31V30H211ZM230 31H232V30H230ZM241 31H242V28H241V30H240V33H241ZM237 32V31H236ZM235 32V33H236ZM24 33H26L25 31L23 32V34ZM70 33L71 32H69V35H70ZM84 33V32H83ZM238 33H239V31H238ZM5 34V33H4ZM3 34V35H4ZM28 34V33H27ZM63 34H64V32H63ZM66 34L67 33H65V35L64 36H66ZM99 34V33H98ZM102 34V33H101ZM228 34V33H227ZM7 35H10V34H6V36ZM15 35H18V34H15ZM15 35H13V39H11L10 37H9V42L10 43H12L11 42V40L13 41L14 39H22L21 37L19 38V36L18 37H16ZM22 35V34H21ZM62 35V36H61ZM72 35V34H71ZM91 35V34H90ZM92 35H94V34H92ZM91 35V36H92ZM116 35V34H115ZM191 35V34H190ZM2 36V35H1ZM0 36V38H2ZM5 36V35H4ZM12 36V35H11ZM14 36L16 37V38H14ZM68 36V35H67ZM83 36H87V34H85V35H82V36H79V37H83ZM95 36V35H94ZM108 36V35H107ZM216 36V35H215ZM143 37V36H142ZM184 37V36H183ZM217 37H218V35H217ZM235 37H236V35H235ZM245 37V36H244ZM38 38V39H37ZM96 38H97V36H96ZM224 38H226V37H224ZM6 39V38H5ZM37 39V40H36ZM42 39V38H41ZM84 39V38H83ZM214 39V38H213ZM18 40H16L17 42L16 43H14V44H16V45H18L19 43V41ZM79 40V39H78ZM185 40V39H184ZM210 40H211V38H210ZM220 40V39H219ZM5 40H3V42H4ZM84 41V40H83ZM218 41V40H217ZM2 42V41H1ZM6 42H8V39L6 40ZM8 42V43H9ZM15 42V41H14ZM23 42V41H22ZM29 42V43H28ZM115 42V41H114ZM212 42V41H211ZM215 42V41H214ZM18 43V44H17ZM21 43V42H20ZM197 43H199L198 41H197ZM220 43V42H219ZM248 43V42H247ZM4 44H7V43H5L4 42ZM81 44H82V42H81ZM107 44V43H106ZM183 44V43H182ZM2 45L3 44H1L0 46V48H2ZM8 46L10 45V44H7ZM11 45H13V44H11ZM15 45V46H16ZM22 45V44H21ZM20 45V49H21V46ZM36 45H37V43H36ZM36 45H34V47L36 46ZM72 45H74V43L72 44ZM80 45V44H79ZM99 45V44H98ZM105 45V44H104ZM168 45V48L166 47ZM171 45V44H170ZM173 45V44H172ZM187 45V44H186ZM200 45H202V47L204 46L203 45V43L201 44L200 43ZM7 46V47H8ZM40 46H42V47H40ZM164 46H165V48L167 49H165L164 48ZM247 48H246V47ZM5 47V46H4ZM19 47V46H18ZM23 47H22V49H23ZM70 47V46H69ZM75 47H76V45H75ZM74 47V48H75ZM78 47H80V46H78ZM102 47V46H101ZM114 47V46H113ZM148 47H146V48H148ZM171 47V46H170ZM241 47V46H240ZM8 48H10L11 49V47H8ZM12 48H13V46H12ZM36 48V47H35ZM35 48H33V49H35ZM36 48V50L35 51H37L38 49ZM58 48H60L59 46H58ZM73 48V47H72ZM92 48V47H91ZM110 48V47H109ZM164 48V49H163ZM208 48V47H207ZM207 48H202L203 49V51L205 50V49H207ZM3 49V48H2ZM26 49V50H27ZM81 49V48H80ZM87 49V48H86ZM98 49V48H97ZM143 49H145V48H143ZM5 50L6 49H4V52H5ZM12 50L13 49H11V52H12ZM29 50V49H28ZM83 50V49H82ZM101 50V49H100ZM150 50V49H149ZM152 50V49H151ZM209 50V49H208ZM8 51V50H7ZM17 51V50H16ZM16 51H14L15 53H16ZM67 51H68V49H67ZM71 51V50H70ZM85 51V50H84ZM181 51V50H180ZM245 51V52H246ZM0 52H1V49H0ZM4 52L2 53V55H5L7 52H5V54H4ZM10 52V51H9ZM11 52H10V54H11ZM21 52H23V51H21ZM25 52V51H24ZM87 52V51H86ZM93 52V51H92ZM96 52V51H95ZM101 52V51H100ZM99 52V53H100ZM114 52V51H113ZM151 52V51H150ZM198 52V51H197ZM208 52V51H207ZM221 52V51H220ZM61 53H62V51H61ZM102 53H104V52H102ZM116 53V52H115ZM170 53V52H169ZM183 53V52H182ZM200 53H201V50H200ZM203 53H205V51L203 52ZM9 54V55H10ZM28 54V53H27ZM26 53L25 54H20L21 56L18 58V61H17V63H16V65L15 66H13L14 68L12 69V71H11V74H10V72H9V75L8 76H5L6 74H4V76H3V72L2 73H0V109L1 108H3L4 106H6L12 99L14 100V103L12 104V109L14 110L15 108V110H18L17 109V107L19 108V103L20 102H22V101H20L21 99H22V96H23V94L25 93V91H26V93H27V91H30L29 89H30V87L28 88V90H26L27 89V83L26 82H29V83H31L30 82V80L33 82V81H35V80H32V79H29V77H31V75H32V77H34L35 76V78L37 77H40V74L37 76V75H33V74H31V73H33V71H32V67H33V65L32 64H34L33 62H32V64H31V60L28 58V55H27ZM67 54V53H66ZM101 54V53H100ZM151 54H152V52H151ZM227 54V53H226ZM1 55V56H2ZM8 55V54H7ZM8 55V56H9ZM18 55V54H17ZM69 55V54H68ZM157 55V54H156ZM167 55V54H166ZM200 55V54H199ZM6 56V55H5ZM60 56V55H59ZM67 56V55H66ZM75 56V55H74ZM109 56V55H108ZM147 56V55H146ZM153 56H154V52H153ZM202 56V55H201ZM207 56V55H206ZM206 56H203V58L204 57H206ZM216 56H218V55H216ZM103 57V56H102ZM165 57V56H164ZM199 57V56H198ZM1 58V57H0ZM5 58V57H4ZM9 58V57H8ZM12 58V57H11ZM40 58V57H39ZM54 58V57H53ZM59 58V57H58ZM64 58V57H63ZM98 58V57H97ZM109 58V57H108ZM118 58V57H117ZM152 58V57H151ZM170 58H171V56H170ZM169 58V59H170ZM216 58V57H215ZM214 58V59H215ZM2 59H3V56H2ZM61 59V58H60ZM71 59V58H70ZM74 59H76V58H74ZM99 59H100V57H99ZM102 59V58H101ZM109 59H111V58H109ZM113 59V58H112ZM116 59V58H115ZM153 59V58H152ZM168 59V60H169ZM201 59V58H200ZM213 59V60H214ZM1 60V59H0ZM5 60V59H4ZM40 60V59H39ZM56 60V59H55ZM149 60V59H148ZM167 60V61H168ZM203 60L204 59H202V61L200 60V62H203ZM43 61V60H42ZM61 61V60H60ZM66 61V60H65ZM72 61H74V60H72ZM226 61V56L223 54V53H220L219 54V56L215 59V62H214V64H212V66L213 67H210V72L212 71V69L215 71V70H217L218 68H220V67H224V66H227V67H230V63L229 62H225ZM0 62H2V60L0 61ZM6 62V61H5ZM4 62V63H5ZM10 62V64H11V61H9ZM8 62V63H9ZM46 62V61H45ZM48 62V61H47ZM50 62V61H49ZM57 62H59V60L57 61ZM70 62V61H69ZM110 62V61H109ZM112 62V61H111ZM110 62V63H111ZM113 62H114V60H113ZM120 62V61H119ZM154 62V61H153ZM156 62V61H155ZM160 62V61H159ZM213 62V61H212ZM51 63V62H50ZM103 63V62H102ZM121 63V62H120ZM149 63V62H148ZM157 63V62H156ZM164 63V62H163ZM171 63V62H170ZM169 63V65H171ZM246 63H247V65L246 66H248V64L250 65V62L249 61H246ZM41 64H42V62H41ZM44 64H46V63H44ZM99 64V63H98ZM117 64V63H116ZM147 64V63H146ZM192 65L194 64V63H191ZM199 64V63H198ZM1 65V64H0ZM3 65V64H2ZM35 65V64H34ZM50 65V64H49ZM52 65V64H51ZM54 65V64H53ZM93 65V64H92ZM111 65V64H110ZM109 65V66H110ZM156 65V64H155ZM164 65V64H163ZM167 65V66H166ZM191 65V66H192ZM8 66V65H7ZM47 66V65H46ZM93 66H95V65H93ZM101 66V65H100ZM151 66V65H150ZM159 66V65H158ZM200 66V65H199ZM3 67H4V65H3ZM41 67V66H40ZM43 67H44V65H43ZM50 67V66H49ZM52 67V66H51ZM54 67V66H53ZM103 67H105V66H103ZM107 67V66H106ZM114 67V66H113ZM146 67H148V66H146ZM165 67V68H164ZM172 67H173V65H172ZM190 67V66H189ZM227 67H225V69L227 68ZM4 68H6V67H4ZM42 68V67H41ZM47 68V67H46ZM55 68V67H54ZM86 68H88V67H86ZM117 68V67H116ZM162 68H164V69H162L163 70V72H164V70H165V74H163V72H161L162 73V75H161V73H159L160 74V76L162 77L163 75L165 76H163L164 77V81L162 80V78L159 80V81H162L163 82V84H162V86H161V82H159L160 83V85H158V86H160V87H163V90L164 89H167V88H169V87H173V88H175L173 85L175 84V86L177 85L175 82H176V80H175V75L176 74H174V72L173 71H171V67L169 68V66H168V64H167V62L165 63V66H163ZM167 68V69H166ZM185 68V67H184ZM187 68V67H186ZM191 68V67H190ZM196 68V67H195ZM202 68V67H201ZM200 68V69H201ZM261 68H262V70L264 71V63H263V60H262V62H261ZM2 69V68H1ZM45 69V68H44ZM49 69V68H48ZM53 69V68H52ZM95 69V68H94ZM150 69V68H149ZM221 69H223V68H221ZM228 69V68H227ZM226 69V70H227ZM57 70V69H56ZM88 70V69H87ZM102 70V69H101ZM100 70V71H101ZM104 70H105V68H104ZM103 70V71H104ZM110 70V69H109ZM143 70H145V69H143ZM154 70V69H153ZM161 70V69H160ZM159 70V71H160ZM161 70V71H162ZM195 70L196 69H194V73H196L195 72ZM206 70V69H205ZM220 70V69H219ZM224 70V69H223ZM3 71H4V69H3ZM7 71V70H6ZM45 71H46V69H45ZM95 71V70H94ZM111 71H112V69H111ZM110 71V72H111ZM126 71V70H125ZM127 71H128V69H127ZM147 71H148V69H147ZM151 71V70H150ZM149 71V72H150ZM208 71V70H207ZM213 71V72H214ZM218 71V70H217ZM217 71L215 72V73H213V74H215L214 76H216V74H217ZM1 72V71H0ZM35 72V71H34ZM49 72H51V71H49ZM64 72V71H63ZM91 72V71H90ZM153 72V71H152ZM157 72V71H156ZM209 72V71H208ZM5 73V72H4ZM7 73V72H6ZM44 73V72H43ZM42 73V74H43ZM58 73H59V71H58ZM61 73V72H60ZM89 73V72H88ZM104 73V72H103ZM113 73H115V72H113ZM124 73H126V72H124ZM128 73V72H127ZM138 73H140L139 72V70H138ZM148 73V72H147ZM199 73V72H198ZM205 73V72H204ZM227 73V72H226ZM8 74V73H7ZM119 74V73H118ZM130 74V73H129ZM146 74V73H145ZM155 74V73H154ZM211 74V73H210ZM209 74V76H210V79L212 80L213 78V80H221V81H223V78L225 79L223 82V85L220 83V81L218 82V84H217V86L216 87H218L219 86V84L223 87V88H230V89H228L229 91L231 90V93L228 91H226L227 93H229L230 95H232L233 97V102H235V101H237L236 103H238V100L239 99H245V100H242L243 102H246V103H244V104H242V103H240V107H242L241 106V104L243 105V107L242 108H244L245 109V107H244V105L246 104V106L247 105H249V106H247L246 108H249L250 107V105H252L253 104V100H255L254 98H255V94L254 93H251L250 91H253V87H249V85L248 84H234L235 83V80L233 79V77H232V75L230 74H228L227 73V75H225V77H217V78H219V79H216V77H214L213 76V74H212V77H211V75ZM219 74V73H218ZM225 74V73H224ZM224 74L222 75V76H224ZM108 75H109V73H108ZM112 75V74H111ZM115 75V74H114ZM125 75H128V74H125ZM125 75H124V77H125ZM153 75V74H152ZM156 75V74H155ZM193 75H195V74H193ZM206 75V74H205ZM219 75H221V74H219ZM218 75V76H219ZM99 76V75H98ZM157 76V75H156ZM160 76H159V78H160ZM199 76V75H198ZM197 76V77H198ZM27 77H28V80L29 81H27ZM31 77V78H32ZM123 77V78H124ZM146 77V76H145ZM43 78H44V75H43ZM125 78H127V77H125ZM124 78V79H125ZM130 78V77H129ZM128 78V79H129ZM153 78V77H152ZM159 78H157V79H159ZM193 78V77H192ZM209 78V77H208ZM261 78V77H260ZM263 78V77H262ZM146 79H147V77H146ZM148 79H150V78H148ZM46 80V79H45ZM127 80V79H126ZM198 80V79H197ZM199 80H201V79H199ZM209 80V79H208ZM210 80V81H211ZM107 81V80H106ZM142 81V80H141ZM216 81V82H217ZM43 82V81H42ZM144 82H145V79H144ZM144 82H142V83H144ZM213 81H211V83H212ZM33 83H35V82H33ZM41 83V82H40ZM39 83V84H40ZM92 83V82H91ZM141 83V82H140ZM141 83V84H142ZM154 83V82H153ZM159 83H157V84H159ZM36 84H38V83H36ZM35 84V85H36ZM43 84H45V83H43ZM82 84V83H81ZM204 84V83H203ZM34 85V84H33ZM32 85V86H33ZM34 85V86H35ZM41 85V84H40ZM39 85V86H40ZM88 85V84H87ZM155 85V84H154ZM199 85H201V84H199ZM207 85V84H206ZM10 86H12L11 88H10ZM91 86V85H90ZM157 85H155L154 87H155V89H157V88H159L157 91H158V93H160V87H156ZM221 86H219L220 88H219V90L218 89H216V90H218V91H221L220 89H222L223 90V88H221ZM9 87V89H7ZM85 87V86H84ZM89 87V86H88ZM148 88H149V86H147ZM147 87H145L146 89H147ZM258 87V86H257ZM104 87H102V89H103ZM108 88V87H107ZM132 88V87H131ZM153 88V87H152ZM197 88V87H196ZM10 89H11V94L10 93H8V90L10 91ZM39 89V88H38ZM38 89H37V91H38ZM93 89V88H92ZM100 89V88H99ZM110 89V88H109ZM172 89V88H171ZM215 89V88H214ZM258 89V88H257ZM32 90V89H31ZM40 90V89H39ZM43 90V89H42ZM110 90H112V89H110ZM114 90V89H113ZM152 90H154V89H152ZM174 90V89H173ZM173 90H170L171 91V93H172V91ZM177 90V89H176ZM225 90V89H224ZM34 91H35V89H34ZM93 91V90H92ZM100 91H101V89H100ZM154 91H156V90H154ZM167 91H169L168 89H167ZM167 91H165V92H167ZM256 91V90H255ZM7 92V93H6ZM40 92V91H39ZM48 92V91H47ZM93 92H95V90L93 91ZM97 92H98V90H97ZM112 92V91H111ZM134 92V91H133ZM144 92V91H143ZM164 92V93H165ZM174 92H175V90H174ZM177 92V91H176ZM33 93V92H32ZM35 93V92H34ZM46 93V92H45ZM100 93H102V92H100ZM108 93H110V92H108ZM140 93V92H139ZM157 93V94H158ZM168 93V92H167ZM171 93H169V94H166L165 93V95H167V97L168 96H170V98H166V102L164 101L162 104H160V101L164 98H162V96L160 97L161 99H158V102L156 101L155 102V104L157 103H159L157 106H153V108H152V110H150L149 111V109H151V108H148V110H146V112L148 111V112H151V113H149L151 116H153L154 117V120H155V123H154V125H156V128H157V125H160L162 122H164V121H168V120H170V119H173V117L175 118L174 119V121L175 120H177V122L178 121H180L181 119L180 118H182V121H181V123H180V125H179V123H177L176 122V125L178 124L179 126H177V130H178V132L179 133H181V131H183V128H184V132H182V136H186V135H184L183 133H185V130H186V128L187 127H189L190 129V133L188 132L187 133V135L188 136H190L192 139L194 138V140H192L191 141V143H193V142H195L197 145H200V142H201V145H204V146H207L208 144L210 145V143H212V138L211 137H208V133H210L209 131V124H208V122L206 123L205 121H206V119H204L205 117H203V116H205V114H203V116H201L200 114H198V113H200V112H198V109L196 108V105H195V103H193V101L191 102V101H188L187 99H184V97L182 98V95H181V93H179V91L177 92V94H175L174 93V96H171L170 94ZM38 94V93H37ZM47 94V93H46ZM91 94V93H90ZM107 94V93H106ZM121 94V93H120ZM144 94V93H143ZM149 94V93H148ZM154 94V97H155V93H153ZM163 94V93H162ZM184 94V93H183ZM88 95H89V93H88ZM100 95V94H99ZM111 95H113V94H111ZM115 95V94H114ZM147 95V94H146ZM150 95H152V93L150 94ZM172 95H173V93H172ZM185 95V94H184ZM183 95V96H184ZM26 97H28L27 96V94L25 95ZM85 96V95H84ZM90 96V95H89ZM104 96V95H103ZM133 96V95H132ZM136 96V95H135ZM145 96V95H144ZM157 96V95H156ZM264 96V95H263ZM41 97V96H40ZM53 97V96H52ZM88 97V96H87ZM95 98H96V96H94ZM101 97V96H100ZM141 97V96H140ZM139 97V98H140ZM147 97V96H146ZM157 97H159V96H157ZM157 97H155V98H157ZM219 97H221V96H219ZM25 98V97H24ZM36 98V97H35ZM38 98V97H37ZM102 98V97H101ZM138 98V97H137ZM232 98H230V101H232ZM48 99V98H47ZM52 99V98H51ZM54 99V98H53ZM90 99V98H89ZM94 99V98H93ZM98 99H100V98H98ZM103 99V98H102ZM151 99V98H150ZM113 100V99H112ZM121 100V99H120ZM124 100V99H123ZM160 100V101H159ZM37 101V100H36ZM49 101H50V99H49ZM100 101V100H99ZM113 101H115V100H113ZM113 101H112V103H113ZM139 101H140V99H139ZM154 101V100H153ZM241 101V100H240ZM241 101V102H242ZM217 102H218V100H217ZM87 103V102H86ZM95 103V102H94ZM111 103V102H110ZM112 103H111V105H112ZM143 103V102H142ZM145 103V102H144ZM201 103V102H200ZM232 103V102H231ZM21 104V107H23L22 106V103H20ZM25 104V103H24ZM37 104V103H36ZM47 104V103H46ZM90 104V103H89ZM89 104H86L85 106H87V105H89ZM102 104V103H101ZM109 104V103H108ZM117 104V103H116ZM153 104V103H152ZM18 105V106H17ZM50 105V104H49ZM100 105V104H99ZM123 105V104H122ZM135 105H136V103H135ZM38 106H40L39 104H38ZM84 106V105H83ZM92 106V105H91ZM94 106V105H93ZM102 106V105H101ZM109 106V105H108ZM124 106V105H123ZM125 106H126V104H125ZM134 106V105H133ZM42 107V106H41ZM48 107V106H47ZM116 107V106H115ZM127 107V106H126ZM137 107V106H136ZM135 107V108H136ZM140 107V106H139ZM147 107V106H146ZM31 108V107H30ZM43 108V107H42ZM45 108V107H44ZM44 108H43V110H44ZM51 108H52V106H51ZM88 108H90V107H88ZM100 109H101V107H99ZM103 108V107H102ZM114 108V107H113ZM119 108V107H118ZM46 109V108H45ZM92 109V111H93V108H91ZM121 109V108H120ZM131 109V108H130ZM141 109V108H140ZM144 109H146V108H142V110L144 111V113H145V110ZM200 109V108H199ZM53 110H54V108H53ZM138 110V109H137ZM204 110V109H203ZM86 111V110H85ZM91 111V112H92ZM109 111V110H108ZM120 111V110H119ZM125 111V110H124ZM37 112H38V110H37ZM71 112V111H70ZM81 112V111H80ZM84 112V111H83ZM93 112H95V111H93ZM98 112H99V110H98ZM103 112V111H102ZM110 112H111V109H110ZM129 112H131V111H129ZM128 112V114H129V117L130 118H134L133 117V113H135V111L131 114V113H129ZM139 111H137V113H138ZM147 112V113H148ZM53 112H51V114H52ZM55 113V112H54ZM54 113H53V115H54ZM68 113V112H67ZM112 113V112H111ZM121 113V112H120ZM140 113H141V111H140ZM144 113H143V115H144ZM176 113H178L179 115H180V117L178 118L177 116H175V114ZM230 113V112H229ZM232 113V112H231ZM40 114V113H39ZM50 114V113H49ZM95 114V113H94ZM97 114V113H96ZM136 114V113H135ZM202 114V113H201ZM56 116H59V115H57V114H55ZM71 115V114H70ZM131 115V116H130ZM137 115V114H136ZM139 115H141L142 116V113L141 114H139ZM147 115V116H146ZM149 115V116H150ZM173 115V117H171ZM30 116V115H29ZM28 116V117H29ZM43 116H45V115H43ZM85 116V115H84ZM126 116H127V114H126ZM145 116H146V118H149L150 119V117H148V114H145ZM182 116V117H181ZM214 116V115H213ZM5 117H7V119H9L8 118V116L6 115ZM39 117V116H38ZM46 117H47V115H46ZM89 117H91L90 115H89ZM110 117V116H109ZM125 117V116H124ZM128 117V116H127ZM126 117V118H127ZM136 117V116H135ZM52 118V117H51ZM54 118V117H53ZM56 118V117H55ZM93 118V117H92ZM107 118H108V116H107ZM130 118H127L125 121L126 122H128V126H132V124H134V122L135 121H133V122H131V119ZM136 118H138V117H136ZM152 118V117H151ZM239 118V117H238ZM3 119H6V118H3ZM38 119V118H37ZM44 118H42V120H43ZM45 119H47V118H45ZM58 119V118H57ZM60 119V118H59ZM98 119V118H97ZM130 119V120H129ZM180 119V120H179ZM228 119V118H227ZM36 120V119H35ZM34 120V121H35ZM39 120V119H38ZM84 120V119H83ZM101 120V119H100ZM123 120V119H122ZM137 120H139L140 122H141V118L139 117V119H137ZM143 120H145V118L143 117ZM148 120V119H147ZM213 120V119H212ZM9 121V120H8ZM29 121H32V119L31 120H29ZM41 121V120H40ZM39 121V122H40ZM94 121V120H93ZM104 121H106L105 119H104ZM109 121V120H108ZM152 122H153V120H151ZM151 121H147L148 123L147 124H145V126L147 127V128H150V130H151ZM171 121V120H170ZM170 121H169V124H170ZM208 121V120H207ZM1 122V121H0ZM3 122V121H2ZM5 122H7V120L5 121ZM21 122V121H20ZM23 122V127L25 126V124L27 123V121H26V123H24V120L22 121ZM36 122V121H35ZM48 122H50V121H48ZM88 122H90V120L88 121ZM92 122V121H91ZM107 122V121H106ZM105 122V124H106V126H107V123ZM120 122V121H119ZM121 122H124V121H121ZM139 122V123H140ZM144 122H146V121H144ZM165 122V123H166ZM172 122V121H171ZM209 122H210V120H209ZM230 122V121H229ZM4 123V122H3ZM29 123H32V122H28V124ZM38 123V122H37ZM36 123V124H37ZM41 123H42V121H41ZM44 123V122H43ZM56 123V122H55ZM66 123V122H65ZM74 123V122H73ZM110 123V122H109ZM131 123V124H130ZM136 123V122H135ZM138 123V122H137ZM136 123V124H137ZM232 123V122H231ZM2 124V123H1ZM0 124V125H1ZM8 124V123H7ZM46 124V123H45ZM44 124V125H45ZM53 124V123H52ZM51 123L49 124V127L51 128V126L50 125H52ZM62 124V123H61ZM93 124V123H92ZM104 124V123H103ZM102 124V125H103ZM125 124V123H124ZM130 124V125H129ZM135 124V126H133V127H137L138 125H136ZM234 124H235V120H234ZM4 125H5V123H4ZM3 125V126H4ZM22 125V124H21ZM32 125H33V123H32ZM35 125V124H34ZM41 125V124H40ZM39 125V123L36 125L37 127L39 126L40 128H42L41 126ZM55 125V124H54ZM59 125H60V123H59ZM64 125V124H63ZM70 125H72V124H70ZM88 125H90V124H88ZM99 125H101V124H99ZM98 125V126H99ZM127 125H125V127H124V129L125 128H127ZM201 125H203V129H204V132L203 133H199V127L201 126ZM212 125V124H211ZM226 125V124H225ZM227 125H229V124H227ZM2 126V127H3ZM27 126V125H26ZM25 126V127H26ZM29 126H30V124H29ZM35 126V127H36ZM42 126H43V124H42ZM46 126V125H45ZM44 126V127H45ZM56 126V125H55ZM54 126V127H55ZM105 126V125H104ZM106 126H105V128H104V130L105 129H107L106 128ZM148 126H150V127H148ZM161 126H164V125H162L161 124ZM161 126H158V127H161ZM165 126H166V124H165ZM164 126V127H165ZM167 126H169V125H167ZM213 126V125H212ZM232 126V125H231ZM1 127V126H0ZM20 127V126H19ZM32 127V126H31ZM31 127H29V128H31ZM34 127V129H39V128H35ZM59 127V126H58ZM61 127H62V125H61ZM95 126H93V128H94ZM100 127V126H99ZM139 127H140V124H139ZM171 127V126H170ZM170 127H167V128H169L170 129ZM186 127V128H185ZM229 127V126H228ZM239 127V126H238ZM71 128V127H70ZM97 128V127H96ZM131 128V127H130ZM129 128V129H130ZM166 127L165 128H162L161 127V129H163V130H160V128H158L160 131H164V129H167ZM242 128V127H241ZM1 129V128H0ZM4 129V128H3ZM5 129H6V127H5ZM18 129V128H17ZM21 130H19V131H22V126H21V128H20ZM26 129H28V128H26ZM33 129V128H32ZM44 129V128H43ZM47 129H49V128H47ZM56 129V128H55ZM55 129H53V130H55ZM80 129V128H79ZM172 129H174L175 130V128H172L171 127V130ZM188 129V128H187ZM212 129V128H211ZM24 130H25V128H24ZM23 130V131H24ZM41 130V129H40ZM45 130V129H44ZM103 130V129H102ZM131 130V129H130ZM129 130V131H130ZM146 130H148V129H146ZM177 130L174 132L173 131V133H177ZM209 130V131H208ZM228 130V129H227ZM28 131V130H27ZM29 131H31V130H29ZM27 132L28 134L30 133V132ZM43 131V130H42ZM48 131V130H47ZM46 131V132H47ZM56 131H57V129H56ZM56 131H53L52 133H56ZM58 131H60L59 129H58ZM99 131H100V128H99ZM107 131V130H106ZM121 131V130H120ZM125 131H126V129H125ZM132 131H133V129H132ZM149 131V130H148ZM167 131V134L169 133L168 132V130H165L164 132H166ZM25 132V131H24ZM34 132H35V130H34ZM40 132V131H39ZM45 131H43L42 133H44ZM45 132V133H46ZM49 132V131H48ZM103 131H101V133H102ZM108 132H110L109 130H108ZM157 132H159V131H157ZM208 132V133H207ZM235 132V131H234ZM236 132H237V129H236ZM261 132V131H260ZM5 133V132H4ZM26 133V132H25ZM26 133V134H27ZM33 133V132H32ZM42 133H41V135H42ZM51 133V134H52ZM98 133H100V132H98ZM100 133V134H101ZM105 133V136H106V132H104ZM125 134L127 133V132H124ZM151 133V132H150ZM171 133H172V131H171ZM201 135H199V134ZM264 133V132H263ZM2 134V133H1ZM6 134H7V132H6ZM14 134V133H13ZM34 134V133H33ZM62 134V133H61ZM125 134H124V136H125ZM138 134V133H137ZM160 134V133H159ZM166 134V135H167ZM178 134V133H177ZM186 134V133H185ZM211 134V133H210ZM209 134V135H210ZM241 134V133H240ZM5 135V134H4ZM4 135H3V137H4ZM24 135V134H23ZM40 135V136H41ZM47 135V134H46ZM45 135V136H46ZM53 135V134H52ZM59 135V134H58ZM102 135V134H101ZM104 135V134H103ZM108 135V134H107ZM110 135V134H109ZM123 135V134H122ZM133 135V134H132ZM131 135V136H132ZM148 135H150L149 133H148ZM148 135H147V137H148ZM161 135V134H160ZM164 135H165V133H164ZM178 135H180V134H178ZM178 135H177V137H178ZM199 135V137L197 138V136ZM236 135V134H235ZM22 136V135H21ZM49 136V135H48ZM47 136V137H48ZM56 134H55V139H56ZM60 136V135H59ZM58 136V137H59ZM62 136V135H61ZM81 136V135H80ZM97 136V135H96ZM126 136H127V134H126ZM129 136V135H128ZM159 136V135H158ZM161 136H163V135H161ZM160 136V137H161ZM212 136V135H211ZM2 137V136H1ZM6 137V136H5ZM8 137H10V136H8ZM24 137V136H23ZM25 137H28V136H26L25 135ZM51 138H52V136H50ZM63 137V136H62ZM84 137V136H83ZM107 137V136H106ZM110 138H112L111 136H109ZM123 137V136H122ZM121 137V138H122ZM150 137V136H149ZM153 137V136H152ZM190 137H188V139H190ZM239 137V136H238ZM17 138H21V137H17ZM17 138H16V141H17ZM50 138V140H52ZM65 138V137H64ZM70 138V137H69ZM80 138V137H79ZM98 138H99V136H98ZM125 138V137H124ZM128 138V137H127ZM156 138V137H155ZM154 138V139H155ZM197 139V142H199V143H197L196 142V139ZM219 138V137H218ZM222 138V137H221ZM233 138V137H232ZM1 139V138H0ZM28 139V138H27ZM44 139V138H43ZM42 139V140H43ZM46 139V138H45ZM48 139V141H50L49 140V138H47ZM60 139V138H59ZM63 139V138H62ZM76 139V138H75ZM74 139V140H75ZM106 139V138H105ZM107 139H108V137H107ZM126 139V138H125ZM135 139V138H134ZM140 139V138H139ZM149 139V138H148ZM173 139V138H172ZM175 139H177L176 138V136H175ZM188 139H186L187 141H188ZM198 139H199V141H198ZM2 140V139H1ZM0 140V141H1ZM21 140V139H20ZM40 140H41V138H40ZM39 140V141H40ZM58 140V139H57ZM61 140V139H60ZM66 140V139H65ZM99 140V139H98ZM131 140H132V137H131ZM150 140H152V139H150ZM180 140V139H179ZM255 140H257V139H255ZM254 140V141H255ZM3 141V140H2ZM1 141V142H2ZM18 141H19V139H18ZM34 141V140H33ZM32 141V142H33ZM47 141V140H46ZM56 141V140H55ZM79 141V140H78ZM106 141V140H105ZM124 141V140H123ZM126 141H128V140H126ZM141 141V140H140ZM144 141V140H143ZM184 141V140H183ZM253 141V140H252ZM31 142V141H30ZM42 142V141H41ZM50 142H53V141H50ZM60 142V141H59ZM65 142V141H64ZM80 142V141H79ZM98 142V141H97ZM100 142V141H99ZM98 142V143H99ZM109 142V141H108ZM146 142H148V141H146ZM150 142V141H149ZM148 142V143H149ZM171 142V141H170ZM175 142V141H174ZM8 143H9V141H8ZM17 143V142H16ZM29 143V142H28ZM34 143H36V142H34ZM46 142H44V144H45ZM48 143V142H47ZM57 143V142H56ZM103 143V142H102ZM145 143V142H144ZM151 143V142H150ZM149 143V144H150ZM169 143V142H168ZM190 143V142H189ZM194 143V145H196ZM1 145H2V143H0ZM33 144V143H32ZM32 144H30V146L32 145ZM43 144V145H44ZM50 144V143H49ZM48 144V145H49ZM52 144V143H51ZM67 144V143H66ZM110 144H112L111 142H110ZM109 144V145H110ZM165 144V143H164ZM184 144V143H183ZM259 144V143H258ZM26 145V144H25ZM34 145V144H33ZM36 145H38V143H36ZM42 145V146H43ZM46 145V144H45ZM44 145V146H45ZM58 145V144H57ZM87 145V144H86ZM98 145H101V147H102V144H98ZM113 145H115V144H113ZM120 145V144H119ZM171 145L172 144H170V147H171ZM190 145V144H189ZM208 145V146H209ZM27 146V145H26ZM25 146V147H26ZM42 146L40 147V149L42 148ZM54 146V145H53ZM77 146V145H76ZM79 146V145H78ZM104 146V145H103ZM110 146H112V145H110ZM168 145H166V147H167ZM181 146V145H180ZM184 146H185V144H184ZM187 146H188V144H187ZM204 146H202V148H204ZM205 147V149H201V150H208L209 149V147ZM214 146H215V144H214ZM1 147V146H0ZM24 147V148H25ZM46 147V146H45ZM44 147V148H45ZM57 147V146H56ZM69 147V146H68ZM161 147H163V146H161ZM165 147V146H164ZM194 147V146H193ZM197 147V146H196ZM200 147V146H199ZM198 147V148H199ZM252 147V146H251ZM6 148V147H5ZM19 148V147H18ZM29 148H31V147H29ZM28 148V149H29ZM47 148V147H46ZM195 148V147H194ZM207 148V149H206ZM254 148V147H253ZM47 149H49V147L47 148ZM65 149V148H64ZM80 149V148H79ZM82 149V148H81ZM100 149V148H99ZM108 148L106 147V150H107ZM163 149V148H162ZM167 149V148H166ZM182 149V148H181ZM197 149V148H196ZM200 149V148H199ZM215 149V148H214ZM22 150V149H21ZM20 150V151H21ZM31 150V149H30ZM103 150H105V147L103 148ZM105 150V151H106ZM111 150H112V148H111ZM171 150V149H170ZM169 150V151H170ZM201 150H200V152H201ZM248 150V149H247ZM61 151V150H60ZM67 151V150H66ZM69 151H71V150H69ZM87 151V150H86ZM158 151V150H157ZM169 151H167V152H169ZM181 151V150H180ZM185 151V150H184ZM2 152V151H1ZM4 152V151H3ZM2 152V153H3ZM38 152V151H37ZM41 152V151H40ZM102 152V151H101ZM110 152V151H109ZM159 152V151H158ZM171 152V151H170ZM192 152V151H191ZM197 152V151H196ZM5 154H6V151L4 152ZM23 153V152H22ZM35 153V152H34ZM45 153H46V151H45ZM56 153V152H55ZM60 153V152H59ZM85 153V152H84ZM90 153V152H89ZM114 153V152H113ZM126 153H127V151H126ZM166 153V152H165ZM24 154V153H23ZM47 154V153H46ZM64 154V153H63ZM70 154V153H69ZM103 154V153H102ZM105 154H109V153H105ZM110 154H111V152H110ZM149 154V153H148ZM148 154H146V156L148 155ZM158 154V153H157ZM159 154H161V152L159 153ZM167 154V153H166ZM195 154V153H194ZM204 154V153H203ZM206 154V153H205ZM214 154V153H213ZM245 154H247L248 156H246L245 157V159H247V158H249V153H245ZM7 155V154H6ZM11 155H12V153H11ZM19 155V154H18ZM27 155H29V157H30V154H28V152H27ZM26 155V156H27ZM43 155V154H42ZM59 155V154H58ZM73 155V154H72ZM71 155V156H72ZM78 155V154H77ZM80 155V154H79ZM85 155H86V153H85ZM150 155V154H149ZM154 155V154H153ZM207 155H209V154H207ZM244 155V154H243ZM242 155V156H243ZM252 155V154H251ZM8 156V155H7ZM16 156V155H15ZM20 156V155H19ZM44 156H46L45 154H44ZM49 156V155H48ZM57 156V155H56ZM62 156V155H61ZM88 156V155H87ZM105 156V155H104ZM108 156V155H107ZM125 156V155H124ZM191 156H193V155H191ZM206 156V155H205ZM14 157V156H13ZM12 157V158H13ZM20 157H22V156H20ZM25 157V156H24ZM51 157V156H50ZM78 157V156H77ZM101 157V156H100ZM113 157H115L116 158V155L115 156H113ZM135 157V156H134ZM236 157H237V155H236ZM15 158V157H14ZM27 158V157H26ZM30 158H33V157H30ZM35 158V157H34ZM65 158V157H64ZM68 158V157H67ZM108 158V157H107ZM111 158V157H110ZM144 158H146L145 156H144ZM149 158V157H148ZM152 158V157H151ZM151 158H149V159H151ZM182 158V157H181ZM194 158V157H193ZM209 158V157H208ZM212 158V157H211ZM231 158H232V156H231ZM238 158V157H237ZM16 159V158H15ZM23 159V158H22ZM21 159V160H22ZM53 159H55V158H53ZM74 159V158H73ZM78 159H79V157H78ZM103 159V158H102ZM183 159V158H182ZM188 159H189V157H188ZM188 159H186V160H188ZM203 159V158H202ZM216 159V158H215ZM34 160V159H33ZM32 160V161H33ZM47 160V159H46ZM50 160V159H49ZM52 160V159H51ZM56 160V159H55ZM58 160V159H57ZM64 160V159H63ZM68 160H70V159H68ZM82 160H83V158H82ZM85 160V159H84ZM89 160V159H88ZM104 160V159H103ZM110 160H112V159H110ZM136 160V159H135ZM139 160H140V158H139ZM144 160V159H143ZM148 160V159H147ZM178 160H180V159H178ZM185 160V161H186ZM190 160H191V157H190ZM194 160V159H193ZM196 160V159H195ZM205 160V159H204ZM230 160V159H229ZM228 160V161H229ZM9 161V160H8ZM30 161H31V159H30ZM31 161V162H32ZM59 161V160H58ZM86 161H87V159H86ZM90 161V160H89ZM107 161V160H106ZM113 161H115V160H113ZM112 161V162H113ZM150 161V160H149ZM192 161V160H191ZM200 161V160H199ZM198 161V162H199ZM215 161V160H214ZM243 161V160H242ZM27 162H29V161H27ZM30 162V163H31ZM37 162V161H36ZM36 162H34V163H36ZM54 162V161H53ZM52 162V163H53ZM69 162V161H68ZM71 162V161H70ZM76 162V161H75ZM75 162H74V165H75ZM84 162V161H83ZM110 162V161H109ZM116 162H117V160H116ZM127 162V161H126ZM132 162V161H131ZM171 162V161H170ZM26 163V162H25ZM33 163V164H34ZM58 163V162H57ZM60 163V162H59ZM62 163V162H61ZM67 163V162H66ZM87 163V162H86ZM106 163H108V162H106ZM113 163H115V162H113ZM133 163V162H132ZM139 163V162H138ZM147 163V162H146ZM176 163H178V161L176 162ZM175 163V164H176ZM186 163H188L187 161H186ZM203 163V162H202ZM202 163H201V165H202ZM205 163V162H204ZM218 163V162H217ZM229 163V162H228ZM247 163V160H246V162L244 161V163L242 162V165H237V168L235 169L234 167V175H235V179L236 178H238V179H240V178H243V176H245V169H246V164ZM248 163H249V159H248ZM28 164V163H27ZM63 164H65L64 163V161H63ZM110 164H112V163H110ZM124 164V163H123ZM152 164H154L153 162H152ZM167 164V163H166ZM171 164V163H170ZM192 164V163H191ZM241 164V163H240ZM246 164V165H245ZM1 165V167H2V164H0ZM24 165V164H23ZM30 165V164H29ZM31 165H32V163H31ZM38 165H40L39 163H38ZM79 165V164H78ZM106 165V164H105ZM113 165V164H112ZM127 165H128V162H127ZM179 165V164H178ZM186 165V164H185ZM199 165V164H198ZM204 165V164H203ZM209 164H207V166H208ZM221 165V164H220ZM219 165V166H220ZM223 165V164H222ZM56 166V165H55ZM91 166V165H90ZM90 166H89V169H90ZM120 166V165H119ZM135 166H136V163H135ZM177 166V165H176ZM175 166V167H176ZM193 166V165H192ZM205 166V165H204ZM218 166V165H217ZM226 166V165H225ZM224 166V167H225ZM239 166V167H238ZM0 167V168H1ZM6 167V166H5ZM29 167V166H28ZM33 167V166H32ZM41 167V166H40ZM54 167V166H53ZM68 167H69V165H68ZM80 167V166H79ZM82 167V166H81ZM81 167H80V169H81ZM87 167V166H86ZM113 167V166H112ZM199 167H201L200 165H199ZM212 167V166H211ZM34 168V167H33ZM32 168V169H33ZM36 168V167H35ZM49 169H51L50 167H48ZM55 168V167H54ZM61 168V167H60ZM63 168V167H62ZM78 168V167H77ZM92 168H93V166H92ZM142 168V167H141ZM150 167L148 166V169H149ZM170 167H168V169H169ZM173 168V167H172ZM183 168V167H182ZM188 168V167H187ZM198 168V167H197ZM196 168V169H197ZM212 168H214V167H212ZM220 168V167H219ZM227 168V167H226ZM1 169H4V167L3 168H1ZM0 169V171L2 172V170ZM27 169V168H26ZM67 169V168H66ZM69 169V168H68ZM83 169V168H82ZM88 169V168H87ZM86 169V170H87ZM146 169V168H145ZM151 169V168H150ZM161 169V168H160ZM163 169H165V168H163ZM171 169V168H170ZM178 169V168H177ZM204 169V168H203ZM208 169V168H207ZM225 169V168H224ZM229 169H232V167H229ZM262 169V168H261ZM52 170V169H51ZM73 170H75V169H73ZM132 170V169H131ZM140 170H143V169H140ZM190 170V169H189ZM193 170V169H192ZM202 170V169H201ZM233 170V169H232ZM259 170V169H258ZM263 170V169H262ZM34 171H35V169H34ZM44 171V170H43ZM58 171V170H57ZM79 171V170H78ZM99 171V170H98ZM101 171V170H100ZM159 170H157V172H158ZM165 171V170H164ZM166 171H167V169H166ZM198 171H200V170H198ZM224 171V170H223ZM222 171V172H223ZM231 171V170H230ZM46 172H47V170H46ZM49 172V171H48ZM56 172V171H55ZM61 172H63V171H61ZM90 172H91V170H90ZM143 172V171H142ZM147 172V171H146ZM156 172V171H155ZM154 172V173H155ZM175 172H177V171H175ZM186 172V171H185ZM184 172V173H185ZM191 172V171H190ZM211 172V171H210ZM218 172H219V170H218ZM233 172V171H232ZM256 172V171H255ZM254 172V173H255ZM261 172V171H260ZM263 172V171H262ZM25 173V172H24ZM28 173V172H27ZM31 173H32V171H31ZM36 173V172H35ZM43 173V172H42ZM72 173V172H71ZM83 173V172H82ZM98 173V172H97ZM111 173V172H110ZM139 173H140V171H139ZM162 172H160V174H161ZM167 173H168V171H167ZM173 173V172H172ZM182 173V172H181ZM187 173V172H186ZM195 173V172H194ZM208 173V172H207ZM231 173V172H230ZM1 174V173H0ZM45 174V173H44ZM49 174V173H48ZM47 174V175H48ZM60 174V173H59ZM81 174V173H80ZM99 174V173H98ZM128 174V173H127ZM158 174V173H157ZM160 174H158V175H160ZM165 174V173H164ZM198 174V173H197ZM202 174V173H201ZM264 174V173H263ZM3 175V174H2ZM1 175V176H2ZM23 175V174H22ZM61 175V174H60ZM65 175V174H64ZM67 175H68V173H67ZM70 175V174H69ZM74 175V174H73ZM78 175V174H77ZM82 175V174H81ZM80 175V176H81ZM123 175V174H122ZM137 175V174H136ZM140 174H138V176H139ZM151 175V174H150ZM163 175V174H162ZM162 175H161V177H162ZM181 175V174H180ZM196 175V174H195ZM200 175V174H199ZM221 175V174H220ZM223 175V174H222ZM261 175V174H260ZM0 176V177H1ZM28 176V175H27ZM26 176V177H27ZM39 176V175H38ZM49 176V175H48ZM85 176V175H84ZM83 176V177H84ZM109 176V175H108ZM127 176V175H126ZM142 176V175H141ZM155 176V175H154ZM164 176V175H163ZM165 176H166V174H165ZM169 176V175H168ZM187 176V175H186ZM33 177H35V176H33ZM50 177V176H49ZM70 177V176H69ZM122 177V176H121ZM135 177V176H134ZM152 177V176H151ZM156 177V176H155ZM161 177H160V179H161ZM189 177V176H188ZM193 177V176H192ZM195 177V176H194ZM194 177H193V179H194ZM199 177V176H198ZM197 177V178H198ZM203 177V176H202ZM234 177V176H233ZM247 177H249V176H245V178H247ZM259 177V176H258ZM264 177V176H263ZM262 177V178H263ZM32 178V177H31ZM41 178V177H40ZM45 178V177H44ZM96 178H97V176H96ZM95 178V179H96ZM158 178V177H157ZM163 178V177H162ZM180 178V177H179ZM218 178V177H217ZM30 179V178H29ZM53 179V178H52ZM60 179V178H59ZM70 179V178H69ZM78 179H79V177H78ZM114 179V178H113ZM142 179H144V178H142ZM182 179H184V178H182ZM191 179V178H190ZM196 179V178H195ZM213 179V178H212ZM220 179V178H219ZM225 179V178H224ZM14 180V179H13ZM24 180V179H23ZM33 180V179H32ZM47 180V177H46V179H45V181ZM97 180V179H96ZM102 180V179H101ZM159 180V179H158ZM162 180V179H161ZM179 180V179H178ZM189 180V179H188ZM198 180V179H197ZM243 179H241V181H242ZM247 181H248V179H246ZM259 180H262V179H259ZM16 181V180H15ZM25 181V180H24ZM31 181V180H30ZM35 181V180H34ZM33 181V182H34ZM44 181V180H43ZM82 181V180H81ZM88 181V180H87ZM90 181V180H89ZM93 181V180H92ZM181 181H184V180H179V181H177V182H181ZM203 181V180H202ZM219 181V180H218ZM221 181V180H220ZM223 181V180H222ZM241 181H239V182H241ZM251 181V180H250ZM249 181V182H250ZM17 182V181H16ZM66 182H68V180H66ZM73 182L74 181H72V184H73ZM94 182V181H93ZM116 182H118V181H116ZM123 181H121V183H122ZM165 182V181H164ZM185 182V181H184ZM190 182V181H189ZM193 182V181H192ZM192 182H190V184L192 183ZM197 182V181H196ZM199 182V181H198ZM225 182V181H224ZM224 182L222 183V184H224ZM228 181H226L225 183H227ZM234 182H235V180H234ZM261 182V181H260ZM21 183V182H20ZM61 183H64L63 182V180H62V182ZM78 183V182H77ZM203 183V182H202ZM220 183V184H221ZM248 183V182H247ZM259 183V182H258ZM264 183V182H263ZM2 184V183H1ZM18 184V183H17ZM29 184H30V182H29ZM33 184V183H32ZM58 184H59V182H58ZM70 184H71V182H70ZM71 184V185H72ZM88 184V183H87ZM178 184V183H177ZM189 184V183H188ZM187 183H186V185H188ZM193 184H195V182L193 183ZM219 184V183H218ZM220 184H219V186H220ZM221 184V186H222V189L221 188H219L220 190H221V192H222V190H223V188H224V192H226L227 194H231V195H234V198H235V196H237V194H239L242 190H241V188L240 187H238L236 184V186H234V185H230L231 187H227V185L226 186H224L223 187V185ZM228 184V183H227ZM241 184H242V182H241ZM240 184V185H241ZM246 184V183H245ZM261 184H262V182H261ZM26 185V184H25ZM36 185V184H35ZM57 185V184H56ZM55 185V186H56ZM93 185V184H92ZM91 185V186H92ZM95 185H96V183H95ZM98 185V184H97ZM123 185V184H122ZM122 185H121V187H122ZM156 185V184H155ZM159 185V184H158ZM163 185V184H162ZM180 185V184H179ZM249 186H250V184H248ZM257 185L258 184H256V187H257ZM262 185H264V184H262ZM1 186V188L3 187L2 185H0ZM16 186V185H15ZM30 186H31V184H30ZM107 186V185H106ZM128 186H129V184H128ZM146 186V185H145ZM152 186V185H151ZM178 186V185H177ZM196 186V185H195ZM218 186V187H219ZM18 187H19V184H18ZM50 187V186H49ZM82 187V186H81ZM85 187V186H84ZM163 187V186H162ZM183 187H185V186H183ZM248 187V186H247ZM260 187V186H259ZM22 187H20V189H21ZM24 188V187H23ZM22 188V189H23ZM91 188V187H90ZM99 188H101V187H99ZM106 188V187H105ZM147 188V187H146ZM154 188V187H153ZM161 187H157V189H158V191H159V189H160ZM164 189H165V187H163ZM200 188V187H199ZM206 188V187H205ZM19 189V188H18ZM27 189V188H26ZM52 189V188H51ZM95 189V188H94ZM112 189H114V188H112ZM151 189V190H150ZM155 189V188H154ZM154 189H152L151 187L149 188V189H146L145 191L147 192H145L146 193V196H147V194H149L148 192H150V191H153L152 193L153 194H155L156 192H155V190ZM164 189L162 190V188H161V190L164 192ZM181 189V188H180ZM183 189V188H182ZM3 190V189H2ZM31 190V189H30ZM29 190V191H30ZM93 190V189H92ZM100 190V189H99ZM130 190H132V189H130ZM147 190H149V191H147ZM174 190H176V189H174ZM173 190V191H174ZM190 190V189H189ZM188 190V191H189ZM196 190V189H195ZM198 190V189H197ZM11 191V190H10ZM27 191V190H26ZM34 191H36V190H34ZM46 191V190H45ZM84 191V190H83ZM87 191H89V190H87ZM109 191V190H108ZM122 191V190H121ZM127 191V190H126ZM157 191V190H156ZM158 191H157V193H158ZM177 191V190H176ZM179 191V190H178ZM187 191V190H186ZM187 191V192H188ZM204 191V190H203ZM202 190H201V192L200 193H202L203 192ZM208 191V190H207ZM20 192H21V190H20ZM59 192V191H58ZM86 192V191H85ZM92 192V191H91ZM95 192V191H94ZM97 192V191H96ZM100 192V191H99ZM106 192V191H105ZM130 192V191H129ZM133 192H135V191H133ZM163 192H160V193H158V194H163ZM171 192V191H170ZM196 192V191H195ZM205 192V191H204ZM223 192V193H224ZM254 192V191H253ZM13 193V192H12ZM24 193V192H23ZM44 193H46V192H44ZM72 193V192H71ZM88 193V192H87ZM125 193V192H124ZM127 193H128V191H127ZM142 193V192H141ZM145 193H143V194H141V196L143 195V197H141L140 198V195H139V198L142 200V199H144V194ZM157 193H156V195H157ZM177 193V192H176ZM179 193V192H178ZM183 193H185V192H183ZM190 193V192H189ZM188 193V194H189ZM31 194V193H30ZM59 194H60V192H59ZM62 194V193H61ZM68 194V193H67ZM82 194V193H81ZM89 194V193H88ZM87 194V195H88ZM101 194V193H100ZM113 194V193H112ZM133 194V193H132ZM192 194H194V193H192ZM204 194V193H203ZM225 194V193H224ZM226 194V196H228ZM254 194V193H253ZM3 195V194H2ZM20 195V194H19ZM63 195V194H62ZM75 195V194H74ZM86 195V194H85ZM96 195V194H95ZM103 195V194H102ZM128 195V194H127ZM152 194H151V192H150V194L147 196V197H149V196H151ZM160 195V196H161ZM164 195V194H163ZM163 195H162V197L160 198V199H163ZM187 194H185V196H186ZM189 195H191V194H189ZM188 195V196H189ZM197 195V194H196ZM196 195H194V196H196ZM20 196H22V195H20ZM23 196H26V195H23ZM29 196V195H28ZM59 196H61V195H59ZM70 196H71V194H70ZM80 196H82V195H80ZM100 196V195H99ZM104 196V195H103ZM130 196V195H129ZM153 196V195H152ZM193 196V195H192ZM193 196V197H194ZM200 196H202V199H203V201H204V199H205V197L203 196V195H200ZM200 196H199V198H200ZM252 196V195H251ZM259 196V195H258ZM3 197V196H2ZM57 197V196H56ZM72 197H73V195H72ZM110 197V196H109ZM133 197V196H132ZM198 197V196H197ZM196 197V198H197ZM233 197V196H232ZM1 198V197H0ZM39 198H41V197H39ZM51 198H52V196H51ZM61 198V197H60ZM96 198H98L97 196H96ZM135 198H137V197H135ZM152 199V197H149L148 199ZM155 198V195L153 196V199ZM195 198V199H196ZM221 198V197H220ZM225 198H227V197H225ZM229 198H231V197H229ZM249 198V197H248ZM247 198V199H248ZM253 198V197H252ZM259 198H260V196H259ZM258 197H257V200L254 202V203H251L252 204V207H251V211L253 212H255V214L257 215L258 214V216L259 215H262V214H264V199H259ZM261 198H262V196H261ZM63 199V198H62ZM61 199V200H62ZM132 199V198H131ZM192 199V198H191ZM202 199H201V201H199V202H201L202 203ZM43 200V199H42ZM67 200V199H66ZM65 200V201H66ZM86 200V199H85ZM88 200V199H87ZM109 200V199H108ZM114 200V199H113ZM130 200V199H129ZM139 200V199H138ZM155 200H157V198H155ZM176 200V199H175ZM182 200V199H181ZM190 200V199H189ZM188 200V201H189ZM192 200H194V199H192ZM252 200V199H251ZM48 201V200H47ZM63 201V200H62ZM103 201V200H102ZM143 201V200H142ZM146 201V200H145ZM148 201V200H147ZM146 201V202H147ZM161 201V200H160ZM180 201V200H179ZM183 201H185V200H183ZM187 201V200H186ZM186 201H185V204H186ZM197 201V200H196ZM195 201V202H196ZM216 201H218V200H216ZM253 201V200H252ZM49 202V201H48ZM50 202H53V200H51ZM59 202V201H58ZM61 202V201H60ZM86 202V201H85ZM140 203H141V201H139ZM149 203H150V205L152 204H154L155 203V205L159 202V201H148ZM161 202H163V201H161ZM161 202H159V203H161ZM173 202V201H172ZM175 202V201H174ZM190 202V201H189ZM198 202V201H197ZM45 203V202H44ZM47 203V202H46ZM45 203V204H46ZM83 203H84V201H83ZM88 203V202H87ZM97 203V202H96ZM135 203H137V202H135ZM148 203V204H149ZM164 203V202H163ZM182 203V202H181ZM192 203V202H191ZM216 203V202H215ZM236 201H234L233 202V200H232V205H236ZM108 204V203H107ZM171 204V203H170ZM173 204H175V203H173ZM172 204V205H173ZM179 204V203H178ZM185 204H184V206H185ZM43 205V204H42ZM48 205H49V203H48ZM47 205V206H48ZM50 205H53V203L52 204H50ZM82 205H84V204H82ZM90 205V204H89ZM112 205V204H111ZM133 205V207H134V203L132 204ZM154 205V206H155ZM171 205V206H172ZM176 205V204H175ZM197 205V204H196ZM250 205V204H249ZM54 206V205H53ZM102 206V205H101ZM101 206H99V208H101ZM138 206H140V205H138ZM161 206H163L162 204H161ZM220 206V205H219ZM225 206V205H224ZM44 207H46V206H44ZM56 207V206H55ZM89 207V206H88ZM98 207V206H97ZM114 207H116V206H114ZM113 207V208H114ZM143 207V206H142ZM156 207V206H155ZM159 207V206H158ZM174 207V206H173ZM201 207V206H200ZM29 208V207H28ZM42 208V207H41ZM95 209H96V207H94ZM104 208H105V206H104ZM103 208V209H104ZM136 208H139V207H137L136 206ZM148 208H151V207H148ZM248 208V207H247ZM43 209H45V208H43ZM51 209V208H50ZM79 209V208H78ZM115 209V208H114ZM113 209V210H114ZM152 209H154L153 207H152ZM156 209V208H155ZM154 209V210H155ZM167 209H168V207H167ZM176 209V208H175ZM187 209V208H186ZM196 209H198V208H196ZM205 209V208H204ZM215 209V208H214ZM20 210V209H19ZM54 210V209H53ZM84 210V209H83ZM99 210V209H98ZM107 210H109L107 207H106V211ZM135 210V209H134ZM159 210V209H158ZM169 210V209H168ZM174 210V209H173ZM183 210V209H182ZM193 210H195V209H193ZM26 211H28V210H26ZM51 211V210H50ZM55 211V210H54ZM70 211V210H69ZM92 211H93V209H92ZM145 211V210H144ZM156 211V210H155ZM160 211V210H159ZM172 211V210H171ZM189 211V210H188ZM196 211V210H195ZM230 211V210H229ZM68 211H66L65 209H64V211H62V210H58L57 209V211H55V215H56V218L58 219V220H60V222L61 221H65V218H67L68 216H69V214H66ZM78 212H80V211H78ZM77 212V213H78ZM98 212V211H97ZM100 212H102V211H100ZM137 212H138V210H137ZM163 212V211H162ZM161 212V213H162ZM177 212V211H176ZM214 212V211H213ZM253 212V213H254ZM69 213V212H68ZM75 213V212H74ZM93 213V212H92ZM109 213V212H108ZM114 213H116V209H115V212ZM139 213V212H138ZM148 213V212H147ZM150 213V212H149ZM148 213V214H149ZM152 213V212H151ZM168 213V212H167ZM173 213V212H172ZM184 213H186V212H184ZM199 213V212H198ZM227 213H228V211H227ZM71 214V213H70ZM79 214H81V212L79 213ZM83 214V213H82ZM102 214V213H101ZM104 214V213H103ZM111 214V213H110ZM113 214V213H112ZM137 214V213H136ZM156 214V213H155ZM197 214V213H196ZM72 215V214H71ZM95 215V214H94ZM93 215V216H94ZM107 215V214H106ZM109 215V214H108ZM121 215V214H120ZM142 215V214H141ZM158 215H160V212H159V214ZM157 215V216H158ZM162 215V214H161ZM183 215V214H182ZM185 215V214H184ZM192 215V214H191ZM223 215V214H222ZM67 216V217H66ZM82 216V215H81ZM85 216V215H84ZM92 216V215H91ZM92 216V217H93ZM119 216V215H118ZM117 216V217H118ZM122 216V215H121ZM146 216V215H145ZM165 216V215H164ZM179 216V215H178ZM198 216V215H197ZM200 216V215H199ZM198 216V217H199ZM203 216V215H202ZM77 217V216H76ZM107 218H108V216H106ZM106 217H104V218H106ZM116 217V216H115ZM124 217V216H123ZM122 217V218H123ZM163 217V216H162ZM166 217V216H165ZM164 217V218H165ZM180 217V216H179ZM184 217V216H183ZM194 217H196V216H194ZM193 216H192V218H194ZM203 217H205V216H203ZM225 217H227V216H225ZM244 217V216H243ZM36 218V217H35ZM38 218V217H37ZM42 218V217H41ZM40 218V219H41ZM79 218V217H78ZM77 218V219H78ZM150 218V217H149ZM172 218V217H171ZM185 218V217H184ZM188 217H186V219H187ZM224 218V217H223ZM229 218V217H228ZM233 218H234V216H233ZM233 218H232V221H233ZM237 218V217H236ZM241 217H238L237 218V220H238V223H239V219H240ZM68 219H70V218H68ZM80 219V218H79ZM78 219V220H79ZM92 219V218H91ZM110 218H108V220H109ZM112 219V218H111ZM121 219V218H120ZM167 219H168V217H167ZM169 219H170V217H169ZM175 219H176V217H175ZM183 219V218H182ZM191 218H190V213H189V218H188V220H187V222H190L189 220H190ZM195 219H197V218H195ZM245 219V218H244ZM46 220V219H45ZM71 220V219H70ZM74 220V219H73ZM105 220V219H104ZM156 220H157V218H156ZM171 220H173V219H171ZM38 221H40L39 219H38ZM42 221V220H41ZM67 221V220H66ZM132 220H129V222H131ZM134 221V220H133ZM159 221H160V219H159ZM168 221V220H167ZM166 221V222H167ZM170 221V220H169ZM194 221V220H193ZM202 221V218H201V220L199 219L197 222H195L196 224H198V222H199V225H196L197 226V228L196 229H194V233H196V235H197V237H199V235H203V238H202V240H200V238L198 239V240H200L201 242H198L197 244L198 245H200L199 247L202 249H200L201 250V252L205 255V257L206 258H208V260L209 259H213V258H215V255H216V257L218 256L217 255V253L216 252H214V253H212L211 251L213 250V249H211L213 246H215L214 248H216V249H214V250H221V249H223V250H225L226 251V247H225V241L224 240H221L222 239V236L221 235H218V234H216V232H214V230L213 229H216L215 227H213V226H210L209 224L207 225V222L203 219V221ZM234 221H236L235 220V218H234ZM233 221V222H234ZM35 222V221H34ZM33 222V223H34ZM59 222V221H58ZM59 222V223H60ZM96 222V221H95ZM94 222V223H95ZM114 222V221H113ZM119 222H120V220H119ZM124 222H126V220L124 221ZM162 222V221H161ZM186 222V221H185ZM42 223V222H41ZM69 223V222H68ZM68 223L67 224H65V226L66 225H68ZM70 223H75V221H70ZM69 223V224H70ZM84 223V222H83ZM106 223H108L107 221H106ZM105 223V224H106ZM173 223L175 224V222L173 221ZM231 223V222H230ZM235 223V222H234ZM264 223V222H263ZM13 224V223H12ZM37 224V223H36ZM45 224H46V222H45ZM44 224V225H45ZM49 224V223H48ZM61 224V227H62V222L60 223ZM60 224H59V226H60ZM111 224V223H110ZM115 224H116V222H115ZM119 223L117 222V224L116 225H118ZM123 224V223H122ZM157 224H158V222H157ZM170 224V223H169ZM188 224V223H187ZM229 224V223H228ZM17 225V224H16ZM38 225H39V223H38ZM75 225H77V224H75ZM83 225V224H82ZM81 225V226H82ZM90 225V224H89ZM88 225V226H89ZM113 225V224H112ZM120 225V224H119ZM186 225V224H185ZM191 225H192V221H191ZM190 225V226H191ZM232 225V224H231ZM263 225L264 224H262V227H261V229H260V232L262 231L263 232V229H264V227H263ZM64 226V227H65ZM69 226V225H68ZM84 227H85V225H83ZM93 226V225H92ZM106 226V225H105ZM108 226H110V225H108ZM132 226V225H131ZM39 227V226H38ZM41 227V226H40ZM45 227V226H44ZM73 227V226H72ZM76 227V226H75ZM90 227V226H89ZM95 227V226H94ZM100 227H101V225H100ZM124 227V226H123ZM187 227V226H186ZM78 228V230L80 229L79 227H77ZM76 228V229H77ZM83 228V227H82ZM81 228V229H82ZM106 228V227H105ZM132 228H133V226H132ZM165 228V227H164ZM177 228V227H176ZM190 228H195V226L194 227H190ZM62 229V228H61ZM89 229V228H88ZM100 229H102V228H100ZM119 229V228H118ZM122 229V228H121ZM175 229V228H174ZM179 229V228H178ZM183 229V228H182ZM188 229V228H187ZM46 230V229H45ZM52 230V229H51ZM54 230V229H53ZM56 230V229H55ZM93 230V229H92ZM91 230V231H92ZM113 230H114V228H113ZM112 230V231H113ZM117 229H115V231H116ZM181 230V229H180ZM185 230V229H184ZM235 230V229H234ZM74 231H75V229H74ZM88 231V230H87ZM101 231V230H100ZM108 231V230H107ZM106 231V232H107ZM120 231V230H119ZM130 231H131V229H130ZM187 231V230H186ZM185 231V232H186ZM188 231H190V229L188 230ZM192 231H190L189 233H191ZM42 232V231H41ZM47 232V231H46ZM51 231H49V234H51L50 233ZM57 232V231H56ZM83 232V231H82ZM81 232V233H82ZM97 232H98V230H97ZM103 232V231H102ZM118 232V231H117ZM139 232V231H138ZM225 232V231H224ZM258 232V231H257ZM44 233V232H43ZM109 233V232H108ZM127 233V232H126ZM11 234H13V233H11ZM55 234V233H54ZM59 234V233H58ZM79 234V233H78ZM93 234V233H92ZM104 234V233H103ZM111 234V233H110ZM124 234V233H123ZM122 234V235H123ZM199 234V235H198ZM258 234V233H257ZM261 234V233H260ZM262 234H264V232L262 233ZM109 235V234H108ZM121 235V236H122ZM134 235V234H133ZM132 235V236H133ZM136 235H137V233H136ZM193 235H195V234H193ZM15 236V235H14ZM51 236V235H50ZM60 236V235H59ZM101 236V235H100ZM115 237H116V234L114 235ZM114 236H113V238H114ZM124 236V235H123ZM158 236V235H157ZM186 236H188L187 234H186ZM263 236V235H262ZM261 236V237H262ZM12 237H13V235H12ZM47 237H48V235H47ZM84 237V236H83ZM88 237V236H87ZM92 237V236H91ZM94 237H96V236H94ZM126 237V236H125ZM160 237H163V236H160ZM259 237V236H258ZM14 238H16V237H14ZM64 238V237H63ZM97 238V237H96ZM104 238V237H103ZM108 238V237H107ZM118 238V237H117ZM123 238V237H122ZM126 238H128V236L126 237ZM131 238H133V237H131ZM263 239H264V237H262ZM43 239V238H42ZM48 239H49V237H48ZM60 239V238H59ZM58 237H57V242H58ZM62 239V238H61ZM60 239V240H61ZM82 239V238H81ZM94 239V238H93ZM109 239V238H108ZM161 239H163V238H161ZM261 239V238H260ZM260 239H257V241L258 240H260ZM17 240V239H16ZM51 240V239H50ZM56 240V237H55V239H54V241ZM106 240V241H105ZM105 242H107V239L105 238ZM113 240V239H112ZM116 240H120V239H116ZM115 240V241H116ZM124 240V239H123ZM127 240V239H126ZM132 240V239H131ZM165 240V239H164ZM54 241H52V243L54 242ZM62 241V240H61ZM63 241H65V240H63ZM101 241V240H100ZM111 240H109V242H110ZM114 241V240H113ZM113 241H112V244H113ZM128 241V240H127ZM133 241V240H132ZM156 241V240H155ZM155 241H153V240H150L149 242H147V244H146V246H147V248L149 249V250H153L152 248L154 247V245H156V248H157V250L160 252L159 254V256L158 257H161V256H164L165 258L167 257L166 255L168 254V246H166V245H164L163 243L161 244V243H158L159 245H157V243H155ZM13 242V241H12ZM16 242V241H15ZM18 242H19V240H18ZM26 242H27V240H26ZM74 242V241H73ZM78 242V241H77ZM85 242V241H84ZM83 242V243H84ZM105 242H103V243H105ZM119 242V241H118ZM122 242H124V241H122ZM129 242V241H128ZM164 242V241H163ZM166 242V241H165ZM193 242V241H192ZM195 242H197V240L195 241ZM256 242V241H255ZM20 243V242H19ZM24 243V242H23ZM44 243H45V241H44ZM52 243L50 242H48V244L49 245H51L50 247H52ZM59 243V242H58ZM69 243V242H68ZM108 243V242H107ZM111 243V242H110ZM227 243V242H226ZM260 243V242H259ZM42 244V243H41ZM53 244H55L54 246H56L57 244H56V242L55 243H53ZM62 244H63V242H62ZM71 244V243H70ZM99 244V243H98ZM117 244V243H116ZM122 244V243H121ZM228 244V243H227ZM251 244V243H250ZM254 243H252V245H253ZM19 245V244H18ZM49 245H45V246H47V248L45 249V248H43V249H45L44 250V252L48 255V256H53L51 253V251H50V248L48 247ZM61 244H59V246H60ZM66 245V244H65ZM79 245H80V242H79ZM107 245V244H106ZM111 245V244H110ZM191 245V244H190ZM190 245H189V247H190ZM256 245V244H255ZM263 245H264V243H263ZM11 246V245H10ZM62 246H64V244L62 245ZM67 246V245H66ZM72 246H74V245H72ZM86 246V245H85ZM194 246V245H193ZM254 246V245H253ZM16 247H18V246H16ZM58 247V246H57ZM68 247H70V246H68ZM76 247V246H75ZM217 247H218V249H217ZM255 247H257V246H255ZM261 247V246H260ZM264 247V246H263ZM62 249V250H64L63 248H61V247H58V249ZM64 248H65V246H64ZM80 248V247H79ZM83 248V247H82ZM86 248V247H85ZM91 248V247H90ZM118 248V247H117ZM125 248V247H124ZM253 248V247H252ZM40 249V248H39ZM57 249V248H56ZM123 249V248H122ZM126 249H128V248H126ZM174 249V248H173ZM191 249V248H190ZM247 251H248V253H249V249L252 251V249L250 248V245H248L247 246ZM258 249H259V246H258ZM264 249V248H263ZM53 250V249H52ZM55 250V249H54ZM61 250V251H62ZM74 250H76V249H74ZM74 250H72L73 251V253L75 252ZM253 250H255V249H253ZM68 252H70L69 250H67ZM67 251H64V252H66V254H67ZM71 251V252H72ZM77 251H78V249H77ZM80 251V250H79ZM82 251V250H81ZM126 251V250H125ZM158 251L157 252H154L155 254L156 253H158ZM198 251V250H197ZM247 251H246V249H244L243 250V252H241V255H246V256H248V255H250V254H247ZM250 251V252H251ZM258 251V250H257ZM256 251V252H257ZM262 252H263V250H261ZM51 252V253H50ZM63 252V251H62ZM123 252V251H122ZM127 252V251H126ZM258 252H260V251H258ZM261 252V253H262ZM54 253V252H53ZM58 253V252H57ZM115 253V252H114ZM167 253V254H166ZM221 253H223V252H221ZM254 253V252H253ZM55 254H56V251H55ZM62 253H60V255H61ZM64 254V253H63ZM65 254V256L66 257H68V255H66ZM162 254V255H161ZM166 254V255H165ZM187 254V253H186ZM198 254V253H197ZM252 254V253H251ZM264 253H262V255H263ZM82 255H83V253H82ZM86 255V254H85ZM178 255V254H177ZM220 255V254H219ZM258 255H260V254H258ZM64 256V255H63ZM117 256V255H116ZM261 256V255H260ZM56 256H53V259L55 258ZM85 257H87V256H85ZM145 257V256H144ZM163 257V259H165ZM194 257H195V255H194ZM256 257V256H255ZM262 257V256H261ZM57 258V257H56ZM63 258V257H62ZM69 258V257H68ZM71 258H73V261L75 260L74 259V257L72 256L71 257V255H70V259ZM81 258V257H80ZM80 258L77 260L78 261V263H80V262H83L84 261V259H83V261H81L80 260ZM119 258V257H118ZM150 258V257H149ZM258 258H259V256H258ZM258 258H256V259H258ZM51 259V258H50ZM58 259V258H57ZM82 259V258H81ZM91 259V258H90ZM163 259H161V260H163ZM167 259V258H166ZM190 259V261H188ZM185 263L186 264H192V262H193V257L191 258H189ZM196 259V258H195ZM67 260V259H66ZM79 260H80V262H79ZM119 260V259H118ZM122 260V259H121ZM130 260V259H129ZM51 261H53V260H51ZM57 261H61V260H57ZM63 261H65V259L63 260ZM92 261V263H93V260H91ZM95 261V260H94ZM123 261V260H122ZM131 261V260H130ZM195 261V260H194ZM50 262V261H49ZM74 262H76V261H74ZM85 262V261H84ZM125 262V261H124ZM126 262H127V260H126ZM161 262V261H160ZM189 262V263H188ZM44 263V262H43ZM46 263V262H45ZM52 263V262H51ZM51 263H49V264H51ZM63 263V262H62ZM65 263V262H64ZM77 263V262H76ZM85 263H87V260H86V262ZM138 263V262H137ZM140 263V262H139ZM176 263H178V262H176ZM195 263V262H194ZM193 263V264H194ZM66 264V263H65ZM74 264V263H73ZM128 264H130V262L128 263ZM134 264V263H133ZM136 264V263H135ZM170 264V263H169Z\"/></svg>","mask_w":264,"mask_h":264}]
</instances>
